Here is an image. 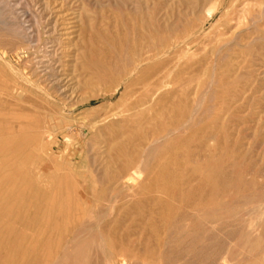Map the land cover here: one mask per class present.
<instances>
[{
  "label": "rangeland",
  "instance_id": "rangeland-1",
  "mask_svg": "<svg viewBox=\"0 0 264 264\" xmlns=\"http://www.w3.org/2000/svg\"><path fill=\"white\" fill-rule=\"evenodd\" d=\"M131 1H129V0H20V1L19 0H0V62H1L0 66L3 68V69H0V79H1V81L4 79V81H2V82L0 81V83L2 85L0 87V106L2 105V107H0V111H2V112H0V115L2 114L0 116V122H1L0 123V141H3L7 137V139L5 140L6 142L4 141V143L1 142L2 145L0 144V150H1V152H0V237L2 238V239L0 238V264H29V263L30 264H40L41 262L43 264H48V263L53 264V262H55L56 264L57 263L58 264H62V263L63 264H84V263L85 264H92V263L93 264H100V263L101 264H123L124 261H125V264H138V262L140 264H162V263L163 264H221V263L222 264H228V263H230V264H253V263L254 264H264V258H262V257H264V253H263V255L261 253L264 251V247H263L264 246V232H263L264 231V217H263L264 207H262V205L264 204V109H263L264 108V27H263L264 24L261 23L262 26H261V28H259L260 30L259 29L253 30L254 28H250L249 27L250 23H247L249 20L243 18V16L245 15L243 8H244V6H246L247 2L241 1L240 3H238V5H240V4L241 5L240 6L237 5L239 8L238 7H234V8L232 7L233 8L232 9L231 6H229V5L231 4V2L233 0H222V6L220 7V10L212 18L208 17L207 19H204V17L206 18V14L204 13V15H203V12H206L208 6L212 5L215 0H205L204 2H202L203 7L201 10V12H202L201 14H202L203 19H204L202 21V25L204 28L203 33H201V35L199 34V36H197V38H196V36H194L196 38V40H195V38H193V35L190 36V45L191 46H189L190 51L187 53L189 55L181 56L182 58L179 60V65L175 69V73L179 70V72L180 71L182 72L181 73L182 76H184L185 78L186 77L188 78L187 80L182 78L183 82H180V84L177 83L179 85H181L183 83L182 89L184 87L185 88L187 87V89H186L187 91L184 90L185 91V93H184V91H182L181 89L176 88L179 85L176 86L177 84L175 82H172V84L169 83L168 86H166L165 88L163 87L162 89H160L157 92L156 97H155V101L153 102V105L155 106L158 102H160L161 100H164V102L161 101L163 103V105H159V106L156 105L159 108H156V107L154 108V111H155V109H157L156 111H160L164 107L165 108L166 107L168 108V106L170 107V104L172 106V103L179 102L180 100H182V101L185 100L186 99L185 95H187V93L192 91L191 93H189L190 96L187 95V99L184 101L186 104L188 103L187 107L191 108V110H190V108L188 109L189 110L188 115H190V116L187 115L188 119L186 121V123L187 122H189V123H188V125L185 124L184 127L182 126L181 129H180V127H177V129H175V133L173 132L176 136H173V133H172V135L168 134V131L166 129L158 130L157 133L154 135V139H152V141H149V142L145 141L144 142V148L143 147L138 148V150H139L138 153H140L142 155V158H143L144 162L146 163V164L144 163V168H145L144 170H146V168L148 167L146 172L144 171L141 178H132L130 175H126L124 178L119 179L118 176H116L117 175L116 172H117V170H119L121 168L120 166H122V164H123V158L118 156L116 151L113 150L114 145H115L114 140L126 139V136L128 137L130 135V133L133 132L134 129L132 127L130 130L131 132L129 130H127V131H129V132H126L127 134L123 132V129L125 128V131H126V129H128V127H131L129 125L132 123V121H137V118H138V121L139 120H145L146 118L149 117V114L145 113V114L136 115L133 117L134 118L133 120H128V121H127V119H124L121 116H116L115 118L112 117V118L108 119L109 121L108 120L107 121L102 120L103 115L107 111V107H109V105H116L117 103H119L120 100H122V97L127 93L125 90L126 86H127L126 84H121L119 87H116V82H114L115 80L113 81V79L112 80L109 79L113 82L112 83L109 80L104 81V80H101V78H100V71H101L100 67L103 64V61L105 62L106 59L109 57V50L107 47V43L110 41L109 39L112 38L111 37L112 34L114 37L118 36V35H120V33L126 32L125 30H128L131 26L136 25L138 27V26H140V24H142L144 26V23L148 22L149 20H151L156 25L159 35L166 36L169 34L168 32H170V30L173 27L172 25L175 22L182 21V19L184 20L185 18L189 17V15L192 13V11H190L191 7H189V6L192 3H188V2H193L195 0H193V1L192 0H179V2H177L178 0L177 1L176 0H172V1L171 0L170 1L169 0H140V1L139 0H131ZM1 2L4 3L5 7L2 5L3 3H1ZM5 2H6V4H5ZM47 2H49V3H47ZM139 2H141V3H139ZM175 2H177V3H175ZM181 2L182 3L184 2L183 5L181 4ZM142 3L145 5H143ZM152 3H154V4L152 5ZM248 3H249V5H252L253 2L251 1ZM205 4L208 6H205ZM179 5L181 7H179ZM44 6H46V7H44ZM142 6H144V7H142ZM175 6H176V8H175ZM183 6H185L186 8ZM3 7H4V9H3ZM148 7H149V9H148ZM46 9H47L48 13L44 12V10L46 11ZM226 9H227V11H228V9L230 10L229 14L225 13ZM135 10L137 11V13ZM49 11H52L51 12L52 15L49 13ZM138 12H141L142 14L138 13ZM187 12L189 13L188 16H186ZM177 13L179 14V16ZM232 13H233V15H232ZM182 14H184L183 15L184 18L182 17ZM230 15H232V16L229 17ZM128 16H130V17H128ZM233 16L236 19H234ZM136 17L138 20L136 19ZM238 17L240 18V20ZM176 18H177V20H176ZM231 19L233 22L231 21ZM134 20H136L137 22L139 21L138 24L139 23L140 24L139 25L136 24L137 22ZM205 20H207V21H205ZM236 21H238L239 24ZM48 22L52 25L48 26ZM171 22H172V24L169 25V23H171ZM18 23L25 29L27 36L20 35L19 33L16 32V28L18 27ZM240 23H241V25H240ZM121 24H122V26H121ZM228 24H229V26H227ZM53 25L54 26L56 25L55 27L57 29V33L50 34L52 31L49 28ZM142 25L140 26V28L138 27L140 30H141ZM239 25L241 27H239ZM35 26H38V28H40V32H41V39L38 42L36 41V39L34 37L35 33L33 30H35ZM57 26H58V28H57ZM159 26H161V27H159ZM221 26H223V27H221ZM216 27H219V28H217V31L215 32ZM246 27H248V28H246ZM234 28H236V29H234ZM248 30H250V31H248ZM251 30H252V32H251ZM222 32L223 33L225 32L224 34H226V35H222L223 34ZM15 33H17V34H15ZM116 33H117V35H116ZM163 33H165V34H163ZM218 34H220V36ZM258 37H259V39H258ZM22 38H24V39H22ZM31 38H33L32 40L35 42H32ZM208 38H210L211 40L210 39L208 40ZM214 38H216V40ZM96 39L98 42L96 41ZM243 39H245V40L243 41ZM248 39H250V40H248ZM23 40H25V41L23 42ZM51 41H53V43H51ZM191 41H193V42L195 41L194 44ZM211 41H212V43H211ZM229 41H230V43H228ZM101 42L103 43V45L101 44ZM207 44H209L210 46L209 45L206 46ZM227 44H229V45H227ZM223 46H225V48ZM98 49L100 50L101 53L98 52L99 51ZM146 49H147L146 50L147 52L144 54V57H145V55L148 57H151V56H155L158 54L157 58L159 57V59H161V60L167 59L168 57H170L171 53L173 52V49H166V48L164 49L162 47H158V48L154 49L155 51L153 50V48L152 49L149 48L150 49L149 50L147 47ZM152 50L155 53H153ZM165 50H168V52L165 55H161V57H160L159 52L165 51ZM169 50H170V52H169ZM96 51H97V53H96ZM199 51H200V53H199ZM218 51L220 54L218 53ZM210 52L212 53V55H210L211 54ZM207 53L208 54L210 53V54L207 55ZM99 54H101V55H99ZM202 54H205L207 56V58L205 55H203L205 58H201V57H203ZM62 55H63V57H62ZM191 55H192V58L195 57L194 58L195 60H199V61H200V59L206 60L205 64H204V60H201L202 61L201 63H203L206 66H204L200 63V67H199L198 66L199 62L197 63L198 64L197 65L196 62L193 61L194 59L191 60L192 59ZM186 56L189 57V60L187 59L188 57L186 58ZM157 58H155L156 60L153 59L154 63H155V61L157 62L159 60ZM184 58H186V59H184ZM208 58H209V60H208ZM39 60L42 62H40ZM161 60H159V61H161ZM185 60H186V62H189V64L187 63V65H186ZM47 63H49V64H47ZM182 63L184 64L183 66H182ZM194 64H196L197 66L196 65L192 66ZM2 65H4V66H2ZM201 65L203 66V69H202ZM212 65H213V67H212ZM190 66H192V70L194 68L195 69L192 71L190 69L191 68ZM9 67H11V69H9ZM196 68L199 71H197ZM9 70H11V71H9ZM235 70L237 71V73H235L236 72ZM206 71H208V72L206 73ZM21 72H22V74L20 76V74H18V73H21ZM184 72H186V74ZM192 72H195V74ZM198 72L199 73L201 72V75ZM196 73H198V75H200V76H197ZM13 74L15 75V77ZM25 74L27 76H25ZM187 74H189L190 76L188 77ZM193 74H194V76H193ZM204 74H206V76ZM212 74L215 77L212 76ZM4 75H5V77H3ZM202 75L204 77H202ZM210 75H211V77H213V80H210V79H212L211 77L209 79ZM11 76L16 78L18 81ZM22 76H24V77H22ZM243 76H244V78H243ZM25 77H27V78L25 79ZM189 78L192 80H190ZM198 78H201V80L199 79L200 80L199 81ZM206 78L209 82L206 80ZM28 79H31V80H28ZM203 79H205V80H203ZM27 80H28V82L26 83ZM32 80H33V82H32ZM190 81H192L194 83V85L195 86L197 85V86L195 88L192 87L191 85H193V84H190V83H192ZM205 81L207 82V84ZM213 81L215 83H213ZM6 82H8V83H6ZM36 82L38 83V86L36 85L37 84ZM28 83H30V84H28ZM204 83L206 84L205 86H204ZM7 84H9V86H6V88L7 87H9V88H7V90H6V88L3 89V86L7 85ZM16 85H19L18 90L16 88L17 87ZM24 85H26V86H24ZM33 85H35L36 87H39V88H42V87H44V88L40 89V91H39V89L36 87L34 88ZM169 85H170V87H169ZM202 85L205 87L204 89H203ZM207 85H209V88L207 87ZM200 86L202 87V89L199 92V88H201ZM210 86H211V89H210ZM14 87H15L16 91H15ZM20 87H22V88H20ZM173 87H175L176 89ZM188 87H189V90H188ZM206 87L208 90H206ZM171 88H173L174 90ZM10 89H12V90H10ZM23 89H26V90H28V89L34 90L35 89V91L39 92V94L43 93V91H44L43 94H45L47 92L45 94V97L48 98L50 101H54V100L57 101L58 100L60 103L62 102L61 105L65 102L66 103L62 105L61 115H58L57 117L53 116V118L49 117L46 119L45 128L48 127V129H45L46 132L44 131L45 133H42L40 135V141H38L37 144L34 141H30V138H31V136H30V138L28 140H24L23 142H21L22 144H19L20 147L18 145L16 148H14L16 137L20 138L24 134L19 133V132L16 133L17 131L22 132L21 129L19 128V126L15 125L17 123H15V122L10 123V121L12 122L13 118L8 117V116L13 117L12 111H14L12 109L8 110V107L11 108L10 107L11 99L14 100V101H12L11 105L14 104L16 97H20L22 99L20 101V102H22L21 107H18V109L24 108L25 106H29V103L26 102L27 100L28 101L32 100L31 101L32 103H34L36 101L41 102V99L38 98L36 95L34 96L33 93H32L33 94L32 95L31 93H29L30 91H26L28 93H26V92L24 93ZM114 89H116V90H114ZM194 89H196V90H194ZM241 89H243V90H241ZM13 90H14L15 94H13ZM41 90H42V92H41ZM170 90L172 91V94H174L173 91L177 90L176 93L178 94V97H177L176 93H175V95L171 96ZM228 90L233 91L231 93V95L228 94ZM237 90H238V93H239V90L241 93L243 91V93L241 95L239 93V95H238V93L236 94ZM246 90H248V91H246ZM253 90H255V91H253ZM222 91H223V93L221 96V95H219V93H221ZM259 91H260V93H259ZM51 92L56 93V95L54 93H51ZM168 92H170V93L168 94ZM183 93L185 95H183ZM192 93L194 95L195 100H193V97L189 98V97H191ZM202 93H204V94H202ZM23 94L25 96H23ZM48 94H50V95H48ZM59 94L61 97L58 96ZM61 94H63V95H61ZM46 95H48V96H46ZM51 95H53L54 97L51 98L50 97ZM65 95H66V97L68 96L67 99H66ZM197 95L198 96L200 95L201 97L200 96L197 97ZM203 95H204V98H202ZM232 95L233 96L238 95V96H234V100H233ZM26 96H28V97L26 98ZM97 96H98V98H96ZM101 96H103V97H101ZM161 96H164V98H166V99H164ZM174 96L177 98H172ZM216 96H217V98H216ZM40 97H41V95H40ZM159 97H160V100H158ZM169 97H171V98L169 99ZM209 97H211L212 99H210ZM86 98H92V99L90 101L84 103L83 100ZM248 98H250V102H249ZM33 99H34V101H33ZM60 99H61V101H60ZM63 99L66 101H64ZM168 99H169V101H167ZM203 99H205V101ZM219 99L222 100L223 102L222 101L220 102ZM245 99H248V100H245ZM172 100H174V101L170 102ZM190 100L192 101V103ZM211 100H215V101H211ZM224 100H226V103L228 101V103L226 104ZM128 101H129V99L127 98V96H125L124 102H128ZM189 101L193 106L189 105L190 104ZM199 101H201V102H199ZM209 101H211L210 105L211 106L213 105L214 107L213 106L210 107V105H208ZM68 102H70V103H68ZM165 102H166V104H164ZM206 102H207L208 106L206 105ZM229 102L231 104H229ZM162 103H158V104H162ZM196 103H198V104H196ZM26 104H28V105H26ZM204 104H205V106H204ZM248 104H249V107H247ZM99 105L100 106L103 105V106L100 107ZM164 105H166V106H164ZM194 105H197V106H195V108H194ZM224 105H226V106H224ZM231 106L233 107V109L231 108L232 110L229 108ZM93 107H100V108H98V111L96 112V115L94 116V118H90L87 114L90 113L89 110H91ZM160 107H161V109H160ZM192 108L194 111L192 110ZM198 109L201 111H199ZM10 110H12V111H10ZM29 110H30L29 112H31L30 113L31 115L39 112L38 116H41L42 113H44L42 110H37V112L33 111L34 109H31V108ZM227 110L229 111V113ZM154 111L151 112L152 114L150 113V115L154 114L156 117V121H159L160 124H164L165 128H167L168 126H167L166 121H168V114H167L168 112L167 113L164 112L163 114L160 113L161 115H158V113H156V111L155 112ZM190 111L193 112L194 117L196 115L195 118L193 117V115L191 114ZM32 112H34V113H32ZM203 112H205V113H203ZM225 112H227L228 114H225ZM5 113H6V115L8 114L7 117H6ZM3 114L5 116H3ZM9 114H11V115H9ZM87 116L89 119L85 120L87 118ZM96 116L101 117V118H97ZM144 116H146V117H144ZM162 116L165 119L162 118ZM83 117H85V119H83ZM218 117H220V118H218ZM199 118H200V120H199ZM217 119H219L221 121L220 122L216 121ZM90 121H92L93 124H91ZM97 121L100 124H98ZM125 121L127 124L129 122L128 126H126L127 124L125 123ZM156 121L148 123L146 125V128H148V130L152 131L154 128L153 126H155L154 122H156ZM95 122H96V124L94 125ZM159 122H157V123L159 124ZM217 123L218 124L220 123L219 126L220 125H223V126L217 127L218 126ZM97 124H98V126H97ZM149 124L150 125L153 124V126H150ZM210 124H212L213 126L211 125V127H210L209 126ZM123 125H125V127ZM205 125H206V127H205ZM121 126H123L124 128ZM151 127H153V128H151ZM216 127L219 129H217ZM121 128H123V129H121ZM18 129H20V130H18ZM178 129H180V130H178ZM47 130H48V132H47ZM203 130H204V132H203ZM197 131H199L198 134H196ZM216 131H219V132L216 133ZM208 132L213 133L212 135L209 134L213 139L210 138L209 135H207ZM220 132L222 134H220ZM11 133H13V134H11ZM161 133L164 135V137H163V135L159 136V134H161ZM200 133H201V137L199 139ZM215 133H216V135H214ZM224 133H225V135H224ZM124 134H125V136H124ZM202 134H203V136H202ZM43 135H44V137H42ZM213 135L216 137V139L214 138ZM204 136H208V137H204ZM223 136L225 137V140L222 139V138H224ZM13 137L15 138V139H12L14 141H12L11 139H10V141L8 140V138H13ZM173 138H174V140H173ZM158 139H160V140L157 141L158 142L157 143L156 140H158ZM185 139L187 140V142L185 141L186 144L184 143L185 144L184 145L182 140L184 141ZM188 139H191V140H188ZM209 139L211 142L208 141ZM221 139L223 141H225L224 144L222 143L223 141ZM228 139H229V141L227 142ZM171 140H172V142H171ZM196 140L200 143H197ZM199 140H202L203 142H201ZM204 140L206 143L204 142ZM213 140L214 141L216 140L215 143ZM7 141H9V142H7ZM99 141H100V143H99ZM168 142H169V144H168ZM233 142H235V144ZM160 143H162V144H160ZM194 143L197 145H195ZM9 144L11 146H13L12 148H11V146L9 147L10 150L7 149ZM179 144H181V148H180ZM201 144L203 145V146H201L202 150L204 148L206 150L200 151L201 147L197 148ZM222 144H223V147L221 146ZM5 145H6V148H5ZM152 145H153V147H152ZM182 145L186 149L184 148L182 150V148H183ZM204 145L206 147H204ZM233 145L236 147H234ZM40 146H41V148H40ZM169 146H171V147L173 146L174 148L173 147L170 148ZM147 147H148V149H147ZM154 148L157 150L155 151ZM219 148H221L223 150H221ZM22 150H24V152ZM172 150H176V152H173ZM186 150H187V152H186ZM209 150H210V152H209ZM220 150L222 153L221 152L218 153ZM166 151L169 152V154ZM170 151H172L171 157H170V153H171ZM183 151H185L187 154ZM213 151H215V152H213ZM228 151H231V152L228 153ZM7 152H9V153H7ZM28 152H29V157H25V156H28L27 155ZM182 152L185 154H183ZM1 153H4V154H1ZM216 153L219 156H216L215 155ZM231 153H232L233 157H232ZM193 154H195V155L192 156ZM200 154H202V155L200 156ZM204 154H207V155H204ZM165 155L169 156V159L167 156L165 157ZM172 155H174V156L176 155V156L172 157ZM236 155H238V156H236ZM239 155L242 157V159ZM146 156H148V157H146ZM181 156H183L184 158ZM225 156H226V158H229V159L233 158V159H231V160L226 159V160H228V161H226ZM234 157H236L237 159ZM194 158L196 160H194ZM172 159H173V161L171 163ZM234 159H235V161H234ZM111 160H113L115 162H113ZM193 160L196 163V165L193 162ZM215 160H217V161H215ZM116 161H118V162H116ZM163 161H165V162H163ZM229 161H231V162H229ZM219 162H220V164L222 163L223 165L226 162H228V163H226V167L228 166L227 164L230 163L229 164L230 166H228V168L230 167L229 172H227L228 169H226V168L222 169V167H225V165L223 166L221 164L222 167H221V165L217 166V164H219ZM233 163H234V166H232ZM164 164H166V165H164ZM171 164H173V165L171 166ZM179 164H181V165H179ZM201 165H203V167ZM183 166H185L186 169H184ZM208 166H210V167H208ZM216 166H217V169H216ZM181 167H183V168H181ZM117 168H119V169H117ZM167 168H171V169L174 168L173 170H177V171H175V175H173V176L170 175L171 176L170 177L169 174L166 172ZM180 168L184 169V170H182V172H181L179 170ZM17 169H19V171L21 169V171H23V172L19 173V171ZM110 169H112L113 171H110ZM221 169L223 171H221ZM231 169H233V170H231ZM191 170L193 172H191ZM224 170H225V172H224ZM151 171H154V172H151ZM179 171H180V174L182 176L179 173H177ZM186 171L188 173L190 172L189 173L190 176H188V173ZM12 172H14V173L18 172L16 175L19 179H17V177H14V173H12ZM149 173L150 174L153 173V174H151V176H150ZM218 173H220V174H218ZM226 173L228 174V176ZM229 173L230 174L233 173L232 175L234 177L233 176L231 177V175H229ZM5 174H7V175H5ZM67 175H69V177ZM102 175H103V177H102ZM258 175H260V176H258ZM52 176H53V178H52ZM155 176H157V177H155ZM184 176H186V177H184ZM111 177H113V178H111ZM151 177H153V179H155V181H152L153 179ZM180 177H182L184 180L182 182V184H181L182 178H180ZM156 178H157V180H156ZM193 178L195 179L196 182H193V180H194ZM109 179H111V182ZM160 179H163V180H160ZM244 179H245V182H243ZM71 180L72 181L75 180V181L72 182ZM65 181H66V183H65ZM163 181H165V182H163ZM215 181H218V183H216ZM67 182L69 184H71L70 187L73 186L72 187L73 190L71 192H70V190H71L70 187H66V186H68ZM75 182H76L77 186L74 185ZM114 182H116V183H114ZM148 182H149V184H148ZM162 182H163V184L167 182L168 184L166 183L164 185H168V187L170 189L167 188V186H163ZM173 182H174V184H173ZM222 182H224V183L222 184ZM47 183H49V184H47ZM108 183H110V184H108ZM187 183H189L190 185L192 184L191 185V187L193 186L192 191H191V187L190 188L188 187L189 190L187 188L185 190V186ZM212 183H213V186H211ZM239 183H240V185H239ZM65 184H66V186H65ZM154 184H156V185L154 186ZM183 184H185V186ZM189 184H187V186H189ZM199 184L203 187L202 189H201V186ZM233 184L234 185L236 184V186L233 187L234 186ZM111 185H112V187H111ZM125 185H126V187H125ZM182 185L184 186V188H182L183 187ZM253 185H255V187ZM156 186L159 188V190H158V188H154V190H153V187H156ZM207 186H208V188H207ZM242 186L245 188H243ZM84 187H86V188H84ZM113 187H114V190H113ZM196 187L199 190L200 189L201 190L198 191V189H196ZM209 187H211L213 189H211ZM237 187H238V189H236ZM25 188H27V189H25ZM64 188L65 189L69 188V189L65 190ZM75 188H77V189L74 190ZM148 188H150L149 189L150 191H147ZM162 188H164V192H165V194H163V196H161L162 195L161 192L163 191ZM8 189H9V191H8ZM124 189L125 190L127 189V190L125 191ZM204 189H206L207 192ZM239 189H240V191H239ZM155 190H156L155 193L151 192V191L154 192ZM160 190H161V192H160ZM196 190L198 192L195 193ZM61 191L62 192L64 191V192L62 193ZM68 191L70 193H68ZM75 191H76V193H75ZM144 191H145V193H144ZM146 191H147V193H146ZM188 191L189 192L191 191L193 193L192 195L195 196L196 199L200 198L199 196H202L203 194H204V196H202L199 200H196L191 195L190 197L192 199L196 200V202H194V200L193 201H192V199L190 200V197L188 196V194H189ZM77 192H79V193L77 194ZM92 192H94V193H92ZM128 192H130V193L132 192V193L128 194ZM141 192L143 194H141ZM148 192H150V193H148ZM199 192H201V193L204 192V193L201 195ZM64 193L66 196L70 194L69 195L70 196L69 197L70 204L68 203V201H66L67 198L64 195ZM179 193H180V197H179ZM197 193H199L200 195ZM73 194H75V195H73ZM92 194L93 195L95 194V195L93 196ZM132 194H133V196H132ZM137 194L139 196H137ZM166 194H167V196H166ZM183 194L186 195L185 198L183 197L184 196ZM194 194H196L198 196H196ZM76 195H78L80 197V199ZM85 195H86V197H85ZM124 195H126V196H124ZM149 195H151L153 197L151 198V196H150V198H149L148 197ZM155 195L157 197H155ZM174 195H176L177 197L176 196L174 197ZM64 196L66 199L64 198ZM74 196H76V197H74ZM81 196H82V198H81ZM98 196H100V197H98ZM144 196H146V198H144ZM160 196H161V198H159ZM164 196L166 197V200H164L165 199V198H163ZM171 196H173V197H171ZM110 197H111V199H109ZM187 197H188V199H186ZM75 198H78L79 200L76 202V201H74V200H77ZM94 198L98 199V201H96ZM153 198H155V199L153 200ZM203 198H205V199H203ZM84 199H85V201H84ZM107 199L110 201H108ZM137 199L138 200L141 199V200L138 201ZM177 199H179V201ZM12 200L14 201V203ZM88 200L90 201V203ZM150 200H151V203L148 202ZM181 200H183V202ZM203 200H205V201H203ZM120 201H121V203H120ZM124 201L126 202V204L124 203ZM134 201L135 202L137 201V202L133 203ZM169 201H178L179 203L181 202L182 206H181V204H178V206L177 205L175 206V204L177 202H174V203L170 202L169 203ZM186 201H188L192 205ZM74 202H75V204H74L75 206L73 205ZM122 202L124 204V208H122L123 207ZM138 202H140V203H138ZM159 202L163 204V207L161 204H158ZM164 202H165V204H164ZM102 203L104 206L102 205ZM129 203H130V205H128ZM154 203L157 206L154 205ZM183 203H184V205L186 204L185 205L186 207L183 205ZM58 204L64 206L63 209L65 212V215H64L65 218H68V217L73 218L72 219L73 223H71L69 221L70 220L69 218H68L69 220L68 219L66 220L65 218H64V220L63 219L60 220L58 218L57 212L60 209L59 207H61L60 205L58 206ZM146 204H148V205H146ZM149 204L154 205L156 208L155 207L153 208V206L150 207ZM172 204H174L173 205L174 208L171 207ZM225 204L227 205V207ZM66 205L68 206V208ZM71 205L73 207H71ZM110 205L111 206L113 205V206L111 207ZM125 205L128 207L131 206L130 209L128 207H125ZM187 205L188 206L191 205V206L187 207ZM193 205L195 206L194 208H192ZM117 206L120 209H118ZM214 206H216V207H214ZM218 206L219 207L221 206V209ZM113 207H116L117 209L113 208ZM139 207L141 208V210H143V212L140 210ZM145 207L147 208V210ZM160 207H162V209H159ZM179 207H182V208L184 207V209L179 208ZM225 207H226V209H225ZM261 207L263 209H261ZM78 208H79V210H77ZM82 208H83V210H82ZM109 208L110 209L112 208L114 210V212H112L113 211L112 209L110 212ZM121 208L123 211L121 210ZM132 208L134 210L136 209V211L133 212ZM148 208H150V209L153 208L154 212L152 211L153 209L150 210ZM205 208H207V209H205ZM217 208H219V209H217ZM247 208H249V209H247ZM254 208H256V211ZM115 209L117 211L120 210V213H121V211L123 213L120 214L118 212V214H117V211ZM165 209H166V211H165ZM169 209H171V211ZM172 209L177 210L178 212L174 211ZM188 209H191L190 210L191 212L186 213V211ZM193 209H195V210L193 211ZM125 210L127 212L129 210L130 212L127 213ZM145 210L147 211V213H149V216L151 218L153 217L152 219L157 217V221L162 226L161 225H160L161 227L158 226L159 223L158 224L156 223L157 225L155 226L156 219L151 221L149 219V216L147 215V213H145L146 212ZM71 211H73V212L75 211L74 212L75 215H73L72 214L73 212L71 213ZM108 211L110 213V216L113 218L107 216V215H109ZM137 211L138 212L140 211L139 215L135 214V212H137ZM151 211L153 213H151ZM215 211H217V212H215ZM83 212H85V213H83ZM203 212H204V214H203ZM256 212H259V213L257 214ZM261 212H263V213H261ZM106 213H108V214H106ZM112 213H114V215ZM125 213H126L127 217L124 215ZM133 213L135 216L137 215L139 219H137L136 218L137 216L135 217L133 215ZM162 213L169 214V215H165ZM185 213H186V215L184 216ZM116 214L119 218L115 216ZM129 214L131 216L133 215L134 217L133 216L130 217ZM187 214H188V216H187ZM122 215H124L123 219L127 220L126 222H125V220L120 219V217H122ZM128 215H129V217H128ZM141 215L143 216V218L140 217ZM154 215L156 217H154ZM53 216H54V218H53ZM87 216H88V218L86 219ZM105 216L107 217L106 220H105V218H106ZM226 216L229 218H227ZM233 216H235V217H233ZM146 217L152 223L154 222V225L151 222H148L149 220L146 221L147 220ZM43 218H45L46 221L43 220ZM79 218H80V222H78ZM128 218H130V219H128ZM210 218H212V219H210ZM47 219H49V220H47ZM56 219H58L60 221H58ZM118 219H120L121 222ZM233 219H234V221H233ZM114 220L117 222H115ZM103 221H105V222L103 223ZM144 221H145V223H143ZM257 221L259 222V224L257 223ZM48 222H49V224H48ZM69 222H70V224H69ZM75 222L78 223L79 225L76 224ZM59 223H61V224H59ZM83 223L86 225H84ZM116 223L117 224L120 223L121 225L124 224L126 226V227H124V225H123L121 227V228L124 227L122 233H121L122 229L119 227V229H121L119 231V229L117 228L119 224L115 225ZM75 224L77 226L76 227L77 229L74 227ZM80 224L82 225L81 227H80ZM107 224H110V227H109V225L107 227V229L109 231H107V229L105 227V226H107ZM111 224H112V229H111ZM47 225L49 226V228L46 227ZM61 225H63V226H61ZM121 225H119V226H121ZM142 225H144V226H142ZM91 226L94 228H92ZM145 226H146V228H148V230H151V232L149 231L150 233L148 231H146L147 230L146 228H142ZM157 226L159 227V229L156 228ZM237 226H239V227H237ZM79 227H80V229H79ZM152 227L156 228V232H155V230H153L154 228H152ZM244 228H245V230H244ZM40 229H41V232H39ZM115 229L118 231H115ZM61 231H62V233H61ZM112 231L114 233H112ZM19 232L21 235L19 234ZM42 232H43V234H42ZM45 232H47L48 234L46 235ZM124 232H125V234H124ZM126 232H130V233L128 234ZM152 232H153V234H151ZM59 233L62 234L61 238H60ZM109 233H110V235H109ZM115 233H117V235ZM148 233L151 235H148L150 238L148 237V240H147L146 237H147ZM49 234H51V235H49ZM122 234L123 235L127 234V235H129V237L126 236L127 238H125V236H123ZM154 234H155V236H154ZM18 235H20L19 238L17 237ZM24 235H26V236H24ZM119 235L121 237H119L117 239V236H119ZM49 236H50V238H48ZM25 237H26V239H25ZM64 237H66V238H64ZM74 237L76 239H74ZM109 237L113 238V240L110 239V242L112 241L111 243L110 242L108 243ZM152 237H154L152 239L153 241L151 240ZM67 238H69V239L67 240ZM104 238L106 240H104ZM39 239H41V240H39ZM50 239L53 240V242ZM72 239H74V240H72ZM119 239H121V240L123 239L122 240L123 242ZM49 240H50V242H49ZM64 240H66V241H64ZM70 241H72L71 244L69 243ZM119 241H121V242L119 243ZM146 241H147V244L145 246ZM10 242L11 243L13 242V244H11ZM50 243H52V244H50ZM126 243H127V246H126ZM129 243H130V245H129ZM141 243H142V245H141ZM48 244H50V245L48 246ZM107 244H109L110 247H108L109 245H107ZM45 245L47 246L46 248H48V249L45 248ZM151 245L153 247H155V249ZM246 245L249 248L247 247V249H246ZM35 246H36V248H35ZM58 246H59V248H58ZM104 246H105V248H104ZM66 247L68 249L64 250V249H66ZM135 247L137 250L135 249ZM138 248L140 249V254H139ZM44 249H46V250H44ZM50 249H53V250L50 251ZM40 253H43V254H40ZM145 253H146V255H144ZM253 254H255V255L252 256ZM141 255H142V257H141ZM247 255H249V256H247ZM259 255H262V256H259ZM52 256L54 257V259ZM115 256L117 259L115 258ZM127 256H128V258H127ZM36 257H38V258H36ZM60 257H62V258H60ZM111 258H112V260H111ZM159 258H161V259H159ZM48 259H49V261H48ZM124 259H126L127 262ZM128 259H130V260H128ZM245 259H246L247 263L245 262ZM119 260H121V261H119ZM133 260H134V262H133ZM160 260L162 263L160 262ZM260 260H262V261H260ZM136 261H138V262H136ZM117 262H119V263H117ZM120 262H123V263H120Z\"/></svg>",
  "mask_w": 264,
  "mask_h": 264
},
{
  "label": "bare ground",
  "instance_id": "bare-ground-1",
  "mask_svg": "<svg viewBox=\"0 0 264 264\" xmlns=\"http://www.w3.org/2000/svg\"><path fill=\"white\" fill-rule=\"evenodd\" d=\"M20 1V0H19ZM129 1H131V0H129ZM140 1V0H139ZM170 1V0H169ZM172 1V0H171ZM177 1V0H176ZM193 1V0H192ZM205 0H195V1H193V2H188V3H192V4H190V6L189 7H191V10L190 11H192V13L189 15V13L187 12V15L186 16H188L189 15V17H187V18H185L184 20L182 19V21H177V22H175L172 26V29L170 30V32H168L169 34L168 35H166V36H162V35H159V33H158V31H157V27H156V25L151 21V20H149L148 22H145L144 23V26L142 25V24H140V26L142 25V27H141V30L139 29L140 28V26H136V25H134V26H131L128 30H125L126 32H124V33H120V35H118V36H113V34H112V38L111 39H109L110 41L107 43V47H108V50H109V57L106 59V61L104 62L103 61V64L101 65V71H100V78H101V80H109V79H113V81L114 82H116V87H119L121 84H126L127 86H126V94L122 97V100H120V102L119 103H117L116 105H109V107H107V111H106V113L103 115V118H102V120L103 121H107L108 119H110V118H115L116 116H121L122 118H124V119H127V121L128 120H133L134 118V116H136V115H140V114H145V113H148L149 114V117L148 118H146L145 120H139L138 121V118H137V121H132V125L130 124L129 126H131V127H128V129H126V131H125V125H123V126H121V127H123V128H121V129H123V132L124 133H126V132H129L130 130H131V128L133 127V132H131L130 133V135L127 137L126 136V139H123V140H118L117 138V140H114V142H115V145H114V149L113 150H115L116 151V153L118 154V156H120V157H122L123 158V164H122V166H120L121 168L119 169V168H117V169H119V170H117V172H116V176H118V178L120 179V178H124L126 175H130L132 178H141V176H142V174L144 173V171L146 172V170L148 169V167L146 168V170H144L145 168H144V160H143V158H142V155L140 154V153H138V148H141V147H143L144 148V142L146 141V142H149V141H152V139H154V135L157 133V131L158 130H164V129H166L167 131H168V134H170V135H172V133L174 132L175 133V129H177V127H180V129L182 128V126L184 127L185 126V124H187L188 125V123L189 122H187L186 123V121H187V117L188 116H190V115H188L189 114V108L187 107V104L184 102L186 99H187V95H189V93H191L192 91H190L189 93H187V95H185L184 93H185V91L184 90H186L187 89V87L184 89H182V87H183V83L181 84V85H179L180 84V82H183L182 80L183 79H185V80H187L188 78L186 77H184V76H182V72L180 71L179 72V70L175 73V69L178 67V65H179V60L182 58L181 56H185V55H189V54H187L189 51H190V49H189V46H191L190 45V36L191 35H193V38H195L194 36H196V38H197V36H199V34L201 35V33H203V30H204V28H203V25H202V21L204 20V19H207L208 17L209 18H212L219 10H220V7L222 6V0H215L214 1V3L212 4V5H210V6H208V5H206L205 4V6H208V8H207V10H206V12H203V15H204V13L206 14V18L204 17V19H203V16H202V12H201V10H202V2H204ZM241 1H244V2H247L246 3V6H244V8H243V11H244V13H245V15L243 16V18L244 19H248L246 22L247 23H250V28H254L253 30H258L259 28H261V23H263L264 24V0H233L232 2H231V4L229 5V6H231V8L233 7H238V6H240V5H238V3H240ZM253 2L252 3V5H249V3L248 2ZM11 2V1H10ZM132 2V1H131ZM147 2V1H146ZM155 2V1H154ZM177 2H179V0L177 1ZM177 2H175V3H177ZM1 3H3V2H1ZM9 3V2H8ZM47 3H49V2H47ZM139 3H141V2H139ZM144 3V2H143ZM142 3V4H143ZM184 3V2H183ZM183 3L181 2V4L183 5ZM186 3V2H185ZM5 4H6V2H5ZM134 4V3H133ZM141 4V5H142ZM150 4V3H149ZM154 3H152V5H153ZM174 4V3H173ZM3 6H4V3L2 4ZM49 5V4H48ZM47 5V6H48ZM52 5V4H51ZM143 5H145V4H143ZM151 5V6H152ZM238 5V6H237ZM244 5V4H243ZM90 6V5H89ZM187 6V5H186ZM228 6V7H229ZM5 7V6H4ZM4 7H3V9H4ZM44 7H46V6H44ZM142 7H144V6H142ZM178 7V6H177ZM179 7H181L180 5H179ZM183 7H185V6H183ZM175 8H176V6H175ZM186 8V7H185ZM184 8V9H185ZM232 8V9H233ZM239 8V7H238ZM45 9V8H44ZM139 9V8H138ZM144 9V8H143ZM142 9V10H143ZM148 9H149V7H148ZM231 9V10H232ZM2 10V9H1ZM16 10V9H15ZM140 10V9H139ZM153 10V9H152ZM176 10V9H175ZM236 10V9H235ZM240 10V9H239ZM11 11V10H10ZM136 11V10H135ZM141 11V10H140ZM185 11V10H184ZM189 11V12H190ZM229 9H228V11H227V9H226V12L225 13H227V14H229ZM233 11V10H232ZM44 12H47V9H46V11L44 10ZM51 12L52 11H49V13L51 14ZM126 12V11H125ZM238 12V11H237ZM236 12V13H237ZM240 12V11H239ZM48 13V12H47ZM119 13V12H118ZM136 13H137V11H136ZM138 13H141V12H138ZM144 13V12H143ZM148 13V12H147ZM235 13V14H236ZM242 13V12H241ZM243 13V14H244ZM142 14V13H141ZM140 14V15H141ZM150 14V13H149ZM178 14V13H177ZM52 15V14H51ZM183 15L184 14H182V17H183ZM232 15H233V13H232ZM232 15H230L229 17H231ZM30 16V15H29ZM54 16V15H53ZM177 16V15H176ZM178 16H179V14H178ZM48 17V16H47ZM50 17V16H49ZM128 17H130V16H128ZM144 17V16H143ZM171 17V16H170ZM173 17V16H172ZM234 17V16H233ZM184 18V17H183ZM223 18V17H222ZM221 18V19H222ZM239 18V17H238ZM46 19V18H45ZM129 19V18H128ZM136 19H137V17H136ZM141 19V18H140ZM143 19V18H142ZM146 19V18H145ZM234 19H236L235 17H234ZM43 20V19H42ZM130 20V19H129ZM138 20V19H137ZM156 20V19H155ZM168 20V19H167ZM176 20H177V18H176ZM180 20V19H179ZM239 20H240V18H239ZM238 20V21H239ZM134 21H136V20H134ZM141 21V20H140ZM205 21H207V20H205ZM229 21V20H228ZM227 21V22H228ZM231 21H232V19H231ZM230 21V22H231ZM235 21V20H234ZM238 21H236L237 23H238ZM51 22V21H50ZM124 22V21H123ZM137 22V21H136ZM139 22V21H138ZM138 22L136 23V24H138ZM174 22V21H173ZM233 22V21H232ZM240 22V21H239ZM244 22V21H243ZM22 23V22H21ZM204 23V22H203ZM245 23V22H244ZM123 24V23H122ZM122 24H121V26H122ZM138 24V25H139ZM170 24H172V22L171 23H169V25ZM234 24V23H233ZM239 24V23H238ZM50 25H52V24H50L49 22H48V26H50ZM61 25V24H60ZM64 25V24H63ZM164 25V24H163ZM240 25H241V23H240ZM239 25V27H241ZM56 26V25H55ZM54 25L53 26H51L49 29L52 31L50 34H54V33H57V29H56V27H55ZM227 26H229V24L227 25ZM233 26V25H232ZM231 26V27H232ZM247 26V25H246ZM13 27V26H12ZM137 27V28H136ZM159 27H161V26H159ZM221 27H223V26H221ZM263 27H264V25H263ZM11 28V27H10ZM57 28H58V26H57ZM123 28V27H122ZM217 28H219V27H216L215 29V32L217 31ZM246 28H248V27H246ZM14 29V28H13ZM117 29V28H116ZM231 29V28H230ZM234 29H236V28H234ZM161 30V29H160ZM159 30V31H160ZM224 30V29H223ZM260 30V29H259ZM34 31V33H35V39H36V41L38 42L40 39H41V32H40V28H38V26H35V30H33ZM222 31V30H221ZM248 31H250V30H248ZM16 32L17 33H19L20 35H23V36H27L26 35V32H25V29L18 23V27L16 28ZM60 32V31H59ZM162 32V31H161ZM167 32V31H166ZM226 32V31H225ZM224 32V33H225ZM234 32V31H233ZM232 32V33H233ZM251 32H252V30H251ZM17 33H15V34H17ZM48 33V32H47ZM62 33V32H61ZM206 33V32H205ZM223 33V32H222ZM222 34V35H226V34ZM227 33V32H226ZM106 34V33H105ZM163 34H165V33H163ZM231 34V33H230ZM101 35V34H100ZM110 35V34H109ZM116 35H117V33H116ZM219 36H220V34H218ZM70 36V35H69ZM16 37V36H15ZM60 37V36H59ZM63 37V36H62ZM65 37V36H64ZM109 37V36H108ZM218 37V36H217ZM256 37V36H255ZM17 38V37H16ZM100 38V37H99ZM196 38H195V40H196ZM261 38V37H260ZM21 39V38H20ZM22 39H24V38H22ZM33 38H31V40H32ZM34 39V40H35ZM98 39V38H97ZM97 39H96V41H97ZM102 39V38H101ZM205 39V38H204ZM210 38H208V40H209ZM215 40H216V38H214ZM234 39V38H233ZM251 39V38H250ZM250 39H248V40H250ZM258 39H259V37H258ZM105 40V39H104ZM207 40V39H206ZM205 40V41H206ZM211 40V39H210ZM238 40V39H237ZM245 39H243V41H244ZM256 40V39H255ZM261 40V39H260ZM25 40H23V42H24ZM32 42H35V41H33L32 40ZM98 42V41H97ZM103 42V41H102ZM101 42V44L103 45V43ZM191 42H193V41H191ZM195 42V41H194ZM194 42H193V44H194ZM210 42V41H209ZM22 43V42H21ZM29 43V42H28ZM51 43H53V41H51ZM63 43V42H62ZM105 43V42H104ZM197 43V42H196ZM202 43V42H201ZM208 43V42H207ZM211 43H212V41H211ZM227 43V42H226ZM228 43H230V41L228 42ZM17 44V43H16ZM27 44V43H26ZM192 44V43H191ZM218 44V43H217ZM91 45V44H90ZM209 44H207L206 46H208ZM214 45V44H213ZM227 45H229V44H227ZM49 46V45H48ZM210 46V45H209ZM219 46V45H218ZM221 46V45H220ZM13 47V46H12ZM31 47V46H30ZM29 47V48H30ZM45 47V46H44ZM43 47V48H44ZM148 47V49L150 48V49H152L153 48V50L154 49H156V48H158V47H162V48H166V49H173V52L171 53V55H170V57H168L167 59H159V57L157 58V56H158V54L157 55H155V56H151V57H148V56H146L145 55V57H144V54L147 52L146 50V48ZM224 48H225V46H223ZM227 47V46H226ZM260 47V46H259ZM213 48V47H212ZM230 48V47H229ZM28 49V48H27ZM32 49V48H31ZM149 49V50H150ZM34 50V49H33ZM36 50V49H35ZM99 50V49H98ZM107 50V51H108ZM148 50V51H149ZM153 50H152V52H153ZM160 50V49H159ZM162 50V49H161ZM58 51V50H57ZM65 51V50H64ZM78 51V50H77ZM155 51V50H154ZM36 52V51H35ZM60 52V51H59ZM98 52H100V50L98 51ZM159 52V51H158ZM168 52V50H165V51H161V52H159V56L161 57V55H165L166 53ZM169 52H170V50H169ZM207 52V51H206ZM237 52V51H236ZM5 53V52H4ZM96 53H97V51H96ZM101 53V52H100ZM153 53H155V52H153ZM199 53H200V51H199ZM211 53V52H210ZM209 53V54H210ZM218 53H219V51H218ZM217 53V54H218ZM36 54V53H35ZM103 54V53H102ZM208 53H207V55H209ZM220 54V53H219ZM90 55V54H89ZM99 55H101V54H99ZM153 55V54H152ZM203 55H205V54H202V56ZM210 55H212V53L210 54ZM169 56V55H168ZM206 56V55H205ZM220 56V55H219ZM40 57V56H39ZM62 57H63V55H62ZM104 57V56H103ZM163 57V56H162ZM188 56H186V58H187ZM43 58V57H42ZM155 58H157V59H159V60H161V61H155V63L153 62L154 60L153 59H155ZM186 58H184V59H186ZM191 58H192V55H191ZM195 57H193L191 60H193ZM201 58H205L204 56L203 57H201ZM206 58H207V56H206ZM217 58V57H216ZM36 59V58H35ZM38 59V58H37ZM88 59V58H87ZM188 60H189V57L187 58ZM200 59V58H199ZM156 60V59H155ZM190 60V61H191ZM201 60H204V59H200V61L199 60H193V61H195L196 62V64L199 62V67H200V63L202 62ZM208 60H209V58H208ZM5 61V60H4ZM13 61V60H12ZM40 61V60H39ZM230 61V60H229ZM40 62H42V61H40ZM100 62V61H99ZM159 62V63H158ZM181 62V61H180ZM192 62V61H191ZM205 62H206V60H204V64H205ZM253 62V61H252ZM1 63V62H0ZM50 63V62H49ZM49 63H47V64H49ZM184 63V62H183ZM182 63V66L184 65ZM185 63H186V65H187V63L189 64V62H186V60H185ZM222 63V62H221ZM240 63V62H239ZM7 64V63H6ZM53 64V63H52ZM196 64H194V65H192V66H195ZM202 65H204L203 63H201ZM185 65V66H186ZM196 65V66H197ZM201 65V67H202V69H203V66ZM260 65V64H259ZM2 66H4V65H2ZM10 66V65H9ZM52 66V65H51ZM192 66H190L191 68V70H192ZM204 66H206V65H204ZM238 66V65H237ZM240 66V65H239ZM1 67V66H0ZM189 67V66H188ZM212 67H213V65H212ZM183 68V67H182ZM187 68V67H186ZM0 69H3L2 67L0 68ZM9 69H11V67H9ZM14 69V68H13ZM195 69V68H194ZM193 69V70H194ZM201 69V68H200ZM201 69V70H202ZM206 69V68H205ZM218 69V68H217ZM7 70V69H6ZM56 70V69H55ZM185 70V69H184ZM187 70V69H186ZM192 70V71H193ZM196 70L197 71H199L197 68H196ZM207 70V69H206ZM209 70V69H208ZM238 70V69H237ZM5 71V70H4ZM9 71H11V70H9ZM96 71V70H95ZM196 71V72H197ZM236 71V70H235ZM239 71V70H238ZM202 72V71H201ZM201 72L199 73L200 75H201ZM208 71H206V73H207ZM251 72V71H250ZM185 74H186V72H184ZM192 73H194L195 74V72H192ZM198 73H196L197 74V76H200V75H198ZM204 73V72H203ZM235 73H237V71L235 72ZM18 74H20V76H21V74H22V72L21 73H18ZM194 74H193V76H194ZM14 75V74H13ZM188 75V77L190 76L189 74H187ZM205 76H206V74H204ZM236 75V74H235ZM8 76V75H7ZM25 76H27L26 74H25ZM38 76V75H37ZM212 76H214L213 74H212ZM3 77H5V75L3 76ZM11 77H13V76H11ZM14 77H15V75H14ZM13 77V78H14ZM22 77H24V76H22ZM51 77V76H50ZM88 77V76H87ZM202 77H204L203 75H202ZM201 77V78H202ZM210 77H211V75L209 76V79H210ZM215 77V76H214ZM27 77H25V79H26ZM56 78V77H55ZM183 78V79H182ZM192 78V77H191ZM195 78V77H194ZM201 78H198V80L200 79L201 80ZM212 79H210V80H213V77H211ZM243 78H244V76H243ZM11 79V78H10ZM14 79H16V78H14ZM21 79V78H20ZM89 79V78H88ZM98 79V78H97ZM190 79V78H189ZM6 80V79H5ZM17 80V79H16ZM24 80V79H23ZM28 80H31V79H28ZM28 80L26 81V83L28 82ZM111 80H109V81H111ZM184 80V81H185ZM190 80H192V79H190ZM199 80V81H200ZM203 80H205V79H203ZM206 80H207V78H206ZM0 81H1V79H0ZM2 81H4V79L2 80ZM1 81V82H2ZM18 81V80H17ZM100 81V80H99ZM208 81V80H207ZM218 81V80H217ZM256 81V80H255ZM30 82V81H29ZM32 82H33V80H32ZM112 82V81H111ZM172 82H175L176 84L177 83H179V84H177L176 86H178V87H176V88H179V89H181L182 91H184V93H183V95H185L186 96V99L185 100H180L179 102H176V103H172V106H171V104H170V107L168 106V108L166 107H164V108H162V110H160V111H156L157 109H155V111H156V113H158V115H161V114H163L164 112H168L167 114H168V121H166V123H167V128H165V125L164 124H160V122L159 121H156V117H155V115L153 114V115H150V113L151 112H153L154 111V108L156 107V108H159V107H157V106H159V105H163V103L161 102V101H163L164 102V100H161L160 102H158V103H162V104H156L155 106L153 105V102L155 101V97H156V94H157V92L160 90V89H162L163 87L165 88L166 86H168V84L169 83H171L172 84ZM190 82H192V81H190ZM189 82V83H190ZM195 82V81H194ZM203 82V81H202ZM206 82V81H205ZM209 82V81H208ZM234 82V81H233ZM4 83V82H3ZM6 83H8V82H6ZM5 83V84H6ZM15 83V82H14ZM18 83V82H17ZM20 83V82H19ZM37 83V82H36ZM51 83V82H50ZM97 83V82H96ZM99 83V82H98ZM113 83V82H112ZM213 83H215L214 81H213ZM212 83V84H213ZM28 84H30V83H28ZM115 84V83H114ZM190 84H193L194 85V83L192 82V83H190ZM196 84V83H195ZM206 84H207V82H206ZM205 83H204V86L206 85ZM209 84V83H208ZM211 84V85H212ZM22 85V84H21ZM37 86H38V83L36 84ZM41 85V84H40ZM193 85H191L192 87H196L195 85L193 86ZM2 85H1V83H0V87H1ZM5 86V87H4ZM3 86V89L4 88H6V86H9V84H7V85H4ZM17 87V90H18V86L19 85H16ZM24 86H26V85H24ZM43 86V85H42ZM112 86V85H111ZM187 86V85H186ZM203 86V85H202ZM203 86V89L205 88ZM23 87V86H22ZM22 87H20V88H22ZM33 87L35 88L36 86L35 85H33ZM83 87V86H82ZM169 87H170V85H169ZM175 87H173V88H175ZM201 87V86H200ZM207 87L209 88V85H207ZM207 87H206V90H208L207 89ZM250 87V86H249ZM7 88H9V87H7ZM7 88H6V90H7ZM12 88V87H11ZM24 88V87H23ZM26 88V87H25ZM36 88H38L39 89V91H40V89H42V88H44V87H42V88H39V87H36ZM50 88V87H49ZM113 88V87H112ZM168 88V87H167ZM173 88H171V89H173ZM175 88V89H176ZM198 88V87H197ZM196 88V89H197ZM225 88V87H224ZM2 89V90H3ZM13 89V88H12ZM12 89H10V90H12ZM14 89H15V87H14ZM46 89V88H45ZM78 89V88H77ZM108 89V88H107ZM192 89V88H191ZM196 89H194V90H196ZM202 89V87L201 88H199V92H200V90ZM210 89H211V86H210ZM239 89V88H238ZM21 90V89H20ZM48 90V89H47ZM52 90V89H51ZM55 90V89H54ZM114 90H116V89H114ZM174 90V89H173ZM188 90H189V87H188ZM193 90V91H194ZM205 90V91H206ZM241 90H243V89H241ZM245 90V89H244ZM261 90V89H260ZM15 91H16V89H15ZM23 91H24V93L26 92V91H30L29 93H33L34 94V96L36 95L38 98H40L41 99V102H34V103H32L31 101H26L27 103H29V106H25L24 108H19L18 109V107H21V103L22 102H20L22 99L20 98V97H14L15 98V102H14V104L13 105H11L12 104V101H14V100H12L11 99V103H10V107L11 108H9L8 107V110L9 109H12V110H14V111H12V110H10V111H12L13 112V117L12 116H8V117H11V118H13L12 119V122L10 121V123H13V122H15V123H17V124H15L16 126L18 125L19 126V128L21 129V131L22 132H20V131H17L16 133H22V134H24L22 137H20V138H18V137H16V140H15V145H14V148H16L19 144H22L21 142H23L24 140H28L29 138H30V136H31V138H30V141H34V142H36V144H37V142L38 141H40V135L42 134V133H45L46 131H45V129H48V127L47 128H45V123H46V119L47 118H49V117H52L53 118V116H58V115H61V111H62V105L63 104H65V103H63L62 105H61V103L57 100V101H50L48 98H46L45 97V94L47 93H45V94H43L44 93V91H43V93H41V94H39V92H36L35 91V89L34 90H26V89H23ZM22 91V92H23ZM53 91V90H52ZM61 91V90H60ZM59 91V92H60ZM92 91V90H91ZM107 91V90H106ZM112 91V90H111ZM171 91V90H170ZM177 91V90H176ZM176 91H173L174 92V94H172V91H171V93L170 92H168V94L170 93L171 94V96H173V95H175V93H176ZM187 91V90H186ZM211 91V90H210ZM226 91V90H225ZM235 91V90H234ZM246 91H248V90H246ZM250 91V90H249ZM252 91V90H251ZM253 91H255V90H253ZM262 91V90H261ZM9 92V91H8ZM21 92V91H20ZM41 92H42V90H41ZM80 92V91H79ZM114 92V91H113ZM195 92V91H194ZM193 92V93H194ZM209 92V91H208ZM233 91H230V90H228V94H230L231 95V93H232ZM19 93V92H18ZM26 93H28V92H26ZM36 93V94H35ZM51 93H54V92H51ZM50 93V94H51ZM65 93V92H64ZM63 93V94H64ZM182 93V92H181ZM193 93H192V95H193ZM222 93H223V91L221 92V93H219V95H221L222 96ZM238 93V90H237V92H236V94ZM239 93H240V95L243 93V91H242V93L240 92V90H239ZM239 93H238V95H239ZM254 93V92H253ZM259 93H260V91H259ZM13 94H15V92H14V90H13ZM20 94V93H19ZM30 94V95H31ZM32 94V95H33ZM50 94H48V95H50ZM55 95H56V93H54ZM58 94V93H57ZM63 94H61V95H63ZM73 94V93H72ZM161 94V93H160ZM177 94V93H176ZM202 94H204V93H202ZM201 94V95H202ZM21 95V94H20ZM40 95H41V97H40ZM48 95H46V96H48ZM93 95V94H92ZM182 95V96H183ZM191 95V97H189V98H192L193 97V100H195V98H194V95L192 96ZM210 95V94H209ZM212 95V94H211ZM218 95V96H219ZM238 95H234V96H238ZM255 95V94H254ZM253 95V96H254ZM23 96H25L24 94H23ZM33 96V97H34ZM58 96H60V94L58 95ZM125 96H127V98L129 99V101L128 102H124V97ZM166 96V95H165ZM184 96V97H185ZM196 96V95H195ZM200 96V95H199ZM198 95H197V97H199ZM234 96L232 95V98H233V100H234ZM10 97V96H9ZM28 96H26V98H27ZM51 98L52 97H54L53 95H51L50 96ZM61 97V96H60ZM65 97H66V95H65ZM68 97V96H67ZM67 97H66V99H67ZM95 97V96H94ZM101 97H103V96H101ZM161 97H163L164 98V96H161ZM177 97H178V94H177ZM177 97H172V98H177ZM201 97V96H200ZM231 97V96H230ZM244 97V96H243ZM24 98V97H23ZM96 98H98V96L96 97ZM171 97H169V99H170ZM202 98H204V95H203V97ZM201 98V99H202ZM207 98V97H206ZM205 98V99H206ZM210 99H212L211 97H209ZM216 98H217V96H216ZM222 98V97H221ZM251 98V97H250ZM250 98H248L249 99V102H250ZM92 98H86V99H84L83 101H84V103L85 102H88V101H90ZM164 99H166V98H164ZM169 99L167 100V101H169ZM205 99H203L204 101H205ZM215 99V98H214ZM248 99H245V100H248ZM3 100V99H2ZM1 100V101H2ZM6 100V99H5ZM4 100V101H5ZM8 100V99H7ZM64 100V99H63ZM70 100V99H69ZM158 100H160V97H159V99ZM178 100V99H177ZM189 100V99H188ZM199 100V99H198ZM208 100V99H207ZM216 100V99H215ZM215 100H211V101H215ZM220 100V99H219ZM232 100V99H231ZM240 100V99H239ZM33 101H34V99H33ZM60 101H61V99H60ZM64 101H66V100H64ZM166 101V100H165ZM174 100H172V101H170V102H173ZM191 101V100H190ZM190 101H189V103H190ZM197 101V100H196ZM211 101H209V104L208 105H210V102ZM218 101V100H217ZM216 101V102H217ZM222 100H220V102H221ZM225 101V103H226V100H224ZM261 101V100H260ZM187 102V101H186ZM199 102H201V101H199ZM198 102V103H199ZM203 102V101H202ZM208 102V101H207ZM207 102H206V105H207ZM219 102V101H218ZM223 102V101H222ZM24 103V102H23ZM31 103V104H30ZM36 103V104H35ZM68 103H70V102H68ZM191 103H192V101H191ZM189 104L190 106H193L192 104ZM198 103H196V104H198ZM227 103H228V101H227ZM226 103V104H227ZM247 103V102H246ZM263 103V102H262ZM2 104V103H1ZM103 104V103H102ZM107 104V103H106ZM164 104H166V102L164 103ZM169 104V103H168ZM167 104V105H168ZM201 104V103H200ZM229 104H231L230 102H229ZM228 104V105H229ZM245 104V103H244ZM24 105V104H23ZM26 105H28V104H26ZM203 105V104H202ZM207 105V106H208ZM15 106V107H14ZM74 106V105H73ZM100 106V105H99ZM103 105H101L100 107H102ZM164 106H166V105H164ZM195 106H197V105H194V108H195ZM204 106H205V104H204ZM213 106V105H212ZM211 105H210V107H212ZM224 106H226V105H224ZM0 107H2V105L0 106ZM5 107V106H4ZM14 109H13V108ZM100 107H93L91 110H89L90 111V113H88L87 115L90 117V118H94V116L96 115V112L98 111V108H100ZM209 107V108H210ZM214 107V106H213ZM247 107H249V104L247 105ZM34 109L33 111H36L37 112V110H42L44 113H42V115L41 116H38V114H39V112L38 113H36V114H33V115H31L30 113L31 112H29L30 110L29 109ZM106 108V107H105ZM228 108V107H227ZM230 109L232 108L233 109V107L231 106V107H229ZM160 109H161V107H160ZM197 109V108H196ZM195 109V110H196ZM201 109V108H200ZM231 109V110H232ZM264 109V108H263ZM7 110V109H6ZM190 110H191V108H190ZM192 110H193V108H192ZM199 110V109H198ZM229 110V109H228ZM227 110V111H228ZM230 110V111H231ZM247 110V109H246ZM9 111V112H10ZM32 111V110H31ZM88 111V112H89ZM154 111V112H155ZM194 111V110H193ZM199 111H201V110H199ZM0 112H2V111H0ZM8 112V113H9ZM191 112V111H190ZM198 112V111H197ZM210 112V111H209ZM212 112V111H211ZM11 113V112H10ZM32 113H34V112H32ZM155 113V114H156ZM161 113V114H160ZM200 113V112H199ZM198 113V114H199ZM203 113H205V112H203ZM228 113H229V111H228ZM227 112H225V114H228ZM12 114V113H11ZM11 114H9V115H11ZM64 114V113H63ZM152 114V113H151ZM191 114L193 115V112H191ZM2 115V114H1ZM0 115V116H1ZM5 115H6V113H5ZM4 114H3V116H5ZM8 115V114H7ZM7 115H6V117H7ZM157 115V114H156ZM157 115V116H158ZM188 115V116H187ZM200 115V114H199ZM224 115V114H223ZM222 115V116H223ZM83 116V115H82ZM88 116H87V118L85 119V117H83V119H85V120H87V119H89L88 118ZM212 116V115H211ZM225 116V115H224ZM97 117V116H96ZM143 117V116H142ZM144 117H146V116H144ZM161 117V116H160ZM193 117H194V115H193ZM195 117H196V115H195ZM194 117V118H195ZM214 117V116H213ZM212 117V118H213ZM97 118H101V117H97ZM162 118H164L163 116H162ZM218 118H220V117H218ZM225 118V117H224ZM223 118V119H224ZM141 119V118H140ZM165 119V118H164ZM222 119V118H221ZM245 119V118H244ZM4 120V119H3ZM2 120V121H3ZM101 120V121H102ZM136 120V119H135ZM199 120H200V118H199ZM9 121V120H8ZM7 121V122H8ZM89 121V120H88ZM95 121V120H94ZM102 121V122H103ZM109 121V120H108ZM153 121H156V122H154L155 123V126H153V124L152 125H150V126H153V127H151V128H153V130L151 131V130H148V128H146V125L148 124V123H151V122H153ZM163 121V120H162ZM189 121V120H188ZM194 121V120H193ZM216 121H221V120H219V119H217ZM223 121V120H222ZM5 122V121H4ZM62 122V121H61ZM157 122H159V124L157 123ZM214 122V121H213ZM1 123V122H0ZM90 123L91 124H93L92 123V121H90ZM97 123H98V121H97ZM125 123H126V121H125ZM165 123V122H164ZM244 123V122H243ZM96 124V122L94 123V125ZM98 124H100V123H98ZM98 124H97V126H98ZM111 124V123H110ZM124 124V123H123ZM127 124V123H126ZM128 124H129V122H128ZM128 124L126 125V126H128ZM199 124V123H198ZM218 124V123H217ZM220 124V123H219ZM219 124H218V126L217 127H222L223 125H220L219 126ZM191 125V124H190ZM211 125L212 124H210L209 126L211 127ZM235 125V124H234ZM213 126V125H212ZM149 127V126H148ZM205 127H206V125H205ZM204 127V128H205ZM209 127V128H210ZM216 127V128H217ZM94 128V127H93ZM130 128V129H129ZM189 128V127H188ZM196 128V127H195ZM208 128V129H209ZM215 128V129H216ZM20 129H18V130H20ZM100 129V128H99ZM180 129H178V130H180ZM217 129H219V128H217ZM222 129V128H221ZM246 129V128H245ZM14 130V129H13ZM127 130H129V131H127ZM205 130V129H204ZM204 130H203V132H204ZM224 130V129H223ZM10 131V130H9ZM45 131V132H44ZM221 131V130H220ZM11 132V131H10ZM47 132H48V130H47ZM160 132V131H159ZM178 132V131H177ZM198 132L199 131H197L196 132V134H198ZM215 132V131H214ZM217 132H219V131H216V133ZM15 133V134H16ZM173 133V136H176L175 134ZM216 133L214 134V135H216ZM11 134H13V133H11ZM127 134V133H126ZM180 134V133H179ZM205 134V133H204ZM209 134H213V133H207V135H209ZM220 134H222L221 132H220ZM160 135H163L162 133L161 134H159V136ZM169 135V136H170ZM213 135V136H214ZM224 135H225V133H224ZM242 135V134H241ZM3 136V135H2ZM124 136H125V134H124ZM167 136V135H166ZM165 136V137H166ZM202 136H203V134H202ZM210 136V135H209ZM220 136V135H219ZM42 137H44V135L42 136ZM41 137V138H42ZM163 137H164V135H163ZM200 137H201V133H200V136H199V139H200ZM204 137H208V136H204ZM224 137V136H223ZM236 137V136H235ZM156 138V137H155ZM190 138V137H189ZM192 138V137H191ZM210 138H212L211 136H210ZM214 138L216 139V137L214 136ZM4 139V138H3ZM6 139H7V137H6ZM6 139H4L3 141H0V144H1V142H3L4 143V141L6 140ZM10 139L12 140V139H15L14 137L13 138H8V140L10 141ZM161 139V138H160ZM160 139H158V140H156V142L157 141H159ZM202 139V138H201ZM205 139V138H204ZM213 139V138H212ZM223 140H225V137L224 138H222ZM221 139V140H222ZM173 140H174V138H173ZM188 140H191V139H188ZM219 140V139H218ZM222 140V141H223ZM232 140V139H231ZM9 141H7V142H9ZM12 141H14V140H12ZM170 141V140H169ZM185 141L187 142V140L185 139L184 141L182 140V142H183V144L185 143ZM199 141H201V142H203L202 140H199ZM209 142H211L210 141V139L208 140ZM214 141V140H213ZM216 141V140H215ZM215 141H214V143H215ZM229 141V139L227 140V142ZM6 142V141H5ZM161 142V141H160ZM171 142H172V140H171ZM178 142V141H177ZM180 142V141H179ZM196 142L197 143H200V142H198L197 140H196ZM204 142H205V140H204ZM224 142L225 141H223L222 143L224 144ZM33 143V142H32ZM40 143V142H39ZM99 143H100V141H99ZM158 143V142H157ZM163 143V142H162ZM162 143H160V144H162ZM206 143V142H205ZM217 143V142H216ZM234 144H235V142H233ZM232 143V144H233ZM8 144V143H7ZM29 144V143H28ZM149 144V143H148ZM168 144H169V142H168ZM186 144V143H185ZM184 144V145H185ZM188 144V143H187ZM192 144V143H191ZM195 144V143H194ZM204 144V143H203ZM218 144V143H217ZM223 144L221 145L222 147H223ZM2 145V144H1ZM173 145V144H172ZM180 145V148H181V144H179ZM195 145H197V144H195ZM199 145V144H198ZM219 145V144H218ZM11 145L9 144L8 145V148L7 149H9V147H10ZM42 146V145H41ZM41 146H40V148H41ZM183 146V145H182ZM201 146H203L202 144L199 146V147H197V148H200ZM234 146V145H233ZM243 146V145H242ZM241 146V147H242ZM13 146H11V148H12ZM19 147H20V145H19ZM38 147V146H37ZM43 147V146H42ZM152 147H153V145H152ZM170 148H172L171 146H169ZM190 147V146H189ZM204 147H206L205 145H204ZM227 147V146H226ZM234 147H236V146H234ZM5 148H6V145H5ZM22 148V147H21ZM113 148V147H112ZM111 148V149H112ZM166 148V147H165ZM174 148V147H173ZM185 147L183 146V148H182V150L184 149ZM192 148V147H191ZM213 148V147H212ZM18 149V148H17ZM147 149H148V147H147ZM155 149V148H154ZM178 149V148H177ZM186 149V148H185ZM194 149V148H193ZM219 149H221V148H219ZM228 149V148H227ZM10 150V149H9ZM25 150V149H24ZM24 150H22L23 152H24ZM43 150V149H42ZM157 149H155V151H156ZM166 150V149H165ZM181 150V149H180ZM179 150V151H180ZM191 150V149H190ZM198 150V149H197ZM203 150H206L205 148L203 149ZM202 150V147H201V149H200V151H203ZM212 150V149H211ZM218 150V149H217ZM221 150H223V149H221ZM221 150L218 152V153H220L221 152ZM229 150V149H228ZM173 152H176V150H172ZM172 151H170L171 153H170V157H171V154H172ZM193 151V150H192ZM226 151V150H225ZM224 151V152H225ZM0 152H1V150H0ZM19 152V151H18ZM167 152V151H166ZM183 152H185V151H183ZM182 152V153H183ZM186 152H187V150H186ZM185 152V153H186ZM209 152H210V150H209ZM213 152H215V151H213ZM217 152V151H216ZM229 152H231V151H228V153ZM7 153H9V152H7ZM145 153V152H144ZM153 153V152H152ZM156 153V152H155ZM168 154H169V152H167ZM185 153H183V154H185ZM190 153V152H189ZM192 153V152H191ZM198 153V152H197ZM202 153V152H201ZM206 153V152H205ZM222 153V152H221ZM227 153V154H228ZM1 154H4V153H1ZM18 154V153H17ZM16 154V155H17ZM116 154V155H117ZM187 154V153H186ZM224 154V153H223ZM15 155V156H16ZM27 155L28 156H25V157H29V152L27 153ZM111 155V154H110ZM195 154H193L192 156H194ZM202 154H200V156H201ZM204 155H207V154H204ZM212 155V154H211ZM216 156H219V155H217V153L215 154ZM231 155H232V153H231ZM167 155H165V157H166ZM174 155H172V157H173ZM176 156V155H175ZM174 156V157H175ZM184 156V155H183ZM183 156H181V157H183ZM187 156V155H186ZM185 156V157H186ZM215 156V157H216ZM228 156V155H227ZM235 156V155H234ZM236 156H238V155H236ZM240 156V155H239ZM146 157H148V156H146ZM164 157V158H165ZM168 157V159H169V156H167ZM199 157V156H198ZM208 157V156H207ZM211 157V156H210ZM232 157H233V155H232ZM241 157V156H240ZM250 157V156H249ZM11 158V157H10ZM111 158V157H110ZM184 158V157H183ZM234 158H236V157H234ZM239 158V157H238ZM9 159V158H8ZM35 159V158H34ZM119 159V158H118ZM171 159V158H170ZM181 159V158H180ZM188 159V158H187ZM226 159H229V158H226V156H225V160ZM231 159H233V158H231ZM231 159H229V160H231ZM237 159V158H236ZM240 159V158H239ZM241 159H242V157H241ZM250 159V158H249ZM19 160V159H18ZM109 160V159H108ZM150 160V159H149ZM177 160V159H176ZM194 160H196L195 158H194ZM194 160H193V162H194ZM203 160V159H202ZM246 160V159H245ZM261 160V159H260ZM111 161H113V160H111ZM110 161V162H111ZM121 161V160H120ZM168 161V160H167ZM172 161H173V159L171 160V163H172ZM178 161V160H177ZM199 161V160H198ZM201 161V160H200ZM215 161H217V160H215ZM226 161H228V160H226ZM234 161H235V159H234ZM238 161V160H237ZM247 161V160H246ZM17 162V161H16ZM113 162H115V161H113ZM116 162H118V161H116ZM161 162V161H160ZM163 162H165V161H163ZM169 162V161H168ZM202 162V161H201ZM222 162V161H221ZM225 162V161H224ZM223 162V163H224ZM229 162H231V161H229ZM149 163V162H148ZM195 163V162H194ZM199 163V162H198ZM226 163H228V162H226ZM226 163L224 164L225 165V167H222V165L220 164V162H219V164H217V166L218 165H221V167H222V169H228V171L227 172H229V168H228V166H230L229 164H227L228 166L226 167ZM247 163V162H246ZM146 164V163H145ZM170 164V163H169ZM186 164V163H185ZM202 164V163H201ZM27 165V164H26ZM119 165V164H118ZM164 165H166V164H164ZM173 164H171V166H172ZM179 165H181V164H179ZM195 165H196V163H195ZM223 165V166H224ZM160 166V165H159ZM169 166V165H168ZM188 166V165H187ZM186 166V167H187ZM202 167H203V165H201ZM206 166V165H205ZM217 166H216V169H217ZM232 166H234V163H233V165ZM170 167V166H169ZM175 167V166H174ZM184 167V169H186L185 168V166H183ZM183 167H181V168H183ZM208 167H210V166H208ZM220 167V166H219ZM252 167V166H251ZM113 168V167H112ZM159 168V167H158ZM179 169L181 172H182V170H184V169ZM54 169V168H53ZM160 169V168H159ZM165 169V168H164ZM174 169V168H173ZM173 169H171V168H167L166 169V172L169 174V176L171 175V176H173V175H175V171H177V170H173ZM201 169V168H200ZM221 169V171H223ZM252 169V168H251ZM8 170V169H7ZM18 171H19V169H17ZM16 170V171H17ZM43 170V169H42ZM47 170V169H46ZM108 170V169H107ZM231 170H233V169H231ZM230 170V171H231ZM110 171H113L112 169H110ZM180 171L179 172H177V173H179L180 174ZM202 171V170H201ZM20 172H23V171H21V169H20V171H19V173ZM47 172V171H46ZM151 172H154V171H151ZM158 172V171H157ZM187 172V171H186ZM191 172H193L192 170H191ZM224 172H225V170H224ZM258 172V171H257ZM8 173V172H7ZM12 173H14V172H12ZM18 173V172H17ZM17 173H14V177H17ZM162 173V172H161ZM185 173V172H184ZM188 173V172H187ZM186 173V174H187ZM190 173V172H189ZM188 173V176H190V174ZM222 173V172H221ZM99 174V173H98ZM150 174V173H149ZM151 174H153V173H151ZM151 174H150V176H151ZM160 174V173H159ZM185 174V175H186ZM218 174H220V173H218ZM223 174V173H222ZM227 174V173H226ZM233 174V173H232ZM232 174H230L229 173V175H231V177L233 176ZM261 174V173H260ZM5 175H7V174H5ZM16 175V176H15ZM19 175V174H18ZM181 175V174H180ZM202 175V174H201ZM250 175V174H249ZM4 176V175H3ZM60 176V175H59ZM68 177H69V175H67ZM71 176V175H70ZM78 176V175H77ZM112 176V175H111ZM164 176V175H163ZM170 176V177H171ZM182 176V175H181ZM187 176V175H186ZM186 176H184V177H186ZM187 176V177H188ZM196 176V175H195ZM227 176H228V174H227ZM258 176H260V175H258ZM263 176V175H262ZM102 177H103V175H102ZM155 177H157V176H155ZM154 177V178H155ZM234 177V176H233ZM52 178H53V176H52ZM67 178V177H66ZM73 178V177H72ZM71 178V179H72ZM110 178V177H109ZM111 178H113V177H111ZM128 178V177H127ZM152 179H153V177H151ZM177 178V177H176ZM179 178V177H178ZM180 178H182V177H180ZM4 179V178H3ZM15 179V178H14ZM17 179H19L18 177H17ZM24 179V178H23ZM69 179V178H68ZM94 179V178H93ZM117 179V178H116ZM151 179V180H152ZM191 179V178H190ZM194 179V178H193ZM231 179V178H230ZM16 180V179H15ZM67 180V179H66ZM70 180V179H69ZM106 180V179H105ZM110 180V182H111V179H109ZM114 180V179H113ZM112 180V181H113ZM118 180V179H117ZM123 180V179H122ZM132 180V179H131ZM156 180H157V178H156ZM159 180V179H158ZM160 180H163V179H160ZM178 180V179H177ZM181 180V179H180ZM217 180V179H216ZM239 180V179H238ZM242 180V179H241ZM18 181V180H17ZM53 181V180H52ZM62 181V180H61ZM72 181V180H71ZM73 181H75V180H73ZM72 181V182H73ZM127 181V180H126ZM152 181H155V179H153ZM184 180H183V178H182V181H181V184H182V182H183ZM189 181V180H188ZM191 181V180H190ZM198 181V180H197ZM69 182V181H68ZM67 182V184H68V186H66V184H65V186L66 187H70L71 186V184H69ZM77 182V181H76ZM76 182L74 183V185H76ZM108 182V181H107ZM117 182V181H116ZM116 182H114V183H116ZM121 182V181H120ZM163 182H165V181H163ZM163 182H162V184H163ZM171 182V181H170ZM192 182V181H191ZM193 182H196L195 181V179L193 180ZM216 183H218V181H215ZM214 182V183H215ZM221 182V181H220ZM243 182H245V179L243 180ZM61 183V182H60ZM65 183H66V181H65ZM118 183V182H117ZM161 183V182H160ZM167 183V182H166ZM166 183H164V184H166ZM190 183V182H189ZM189 183H187V184H189ZM215 183V184H216ZM224 182H222V184H223ZM236 183V182H235ZM250 183V182H249ZM19 184V183H18ZM47 184H49V183H47ZM108 184H110V183H108ZM148 184H149V182H148ZM163 184V186H167V188H169L168 187V185H164ZM168 184V183H167ZM173 184H174V182H173ZM172 184V185H173ZM187 184H186V186H187ZM203 184V183H202ZM230 184V183H229ZM254 184V183H253ZM257 184V183H256ZM92 185V184H91ZM156 184H154V186H155ZM184 186H185V184H183ZM182 185V186H183ZM192 185V184H191ZM191 185L189 184V186H185V190H186V188L188 189V187L190 188L191 187ZM194 185V184H193ZM200 185V184H199ZM217 185V184H216ZM227 185V184H226ZM234 185V184H233ZM239 185H240V183H239ZM249 185V184H248ZM52 186V185H51ZM77 186V185H76ZM119 186V185H118ZM145 186V185H144ZM147 186V185H146ZM161 186V185H160ZM181 186V187H182ZM184 186L182 187V188H184ZM201 186V185H200ZM211 186H213V183H212V185ZM222 186V185H221ZM224 186V185H223ZM236 186V184L233 186V187H235ZM254 187H255V185H253ZM45 187V186H44ZM61 187V186H60ZM64 187V186H63ZM73 187V186H72ZM72 187H70V192L73 190L72 189ZM81 187V186H80ZM108 187V186H107ZM111 187H112V185H111ZM115 187V186H114ZM114 187H113V190H114ZM121 187V186H120ZM125 187H126V185H125ZM132 187V186H131ZM162 187V186H161ZM160 187V188H161ZM193 187V186H192ZM191 187V191H192V188ZM243 187V186H242ZM79 188V187H78ZM82 188V187H81ZM84 188H86V187H84ZM83 188V189H84ZM154 188H158L157 186L156 187H153V190H154ZM181 188V189H182ZM203 187L201 186V189H202ZM205 188V187H204ZM207 188H208V186H207ZM206 188V189H207ZM209 188H211V187H209ZM243 188H245V187H243ZM25 189H27V188H25ZM65 189V188H64ZM63 189V190H64ZM69 188H67V189H65V190H68ZM77 188H75L74 190H76ZM150 188H148V190L147 191H150L149 190ZM170 189V188H169ZM196 189H198L197 187H196ZM200 189V190H201ZM206 189H204L205 191H206ZM211 189H213V188H211ZM236 189H238V187L236 188ZM23 190V189H22ZM52 190V189H51ZM85 190V189H84ZM83 190V191H84ZM90 190V189H89ZM123 190V189H122ZM125 190V189H124ZM127 190V189H126ZM125 190V191H126ZM158 190H159V188H158ZM162 192H161V190H160V192L162 193V195L161 196H163V194H165V192H164V188H162ZM184 190V189H183ZM189 190V189H188ZM199 189H198V191H200ZM203 190V191H204ZM8 191H9V189H8ZM96 191V190H95ZM147 191H146V193H147ZM189 192V194H188V196L190 197L193 193L192 192ZM194 191V190H193ZM197 190L195 191V193L196 192H198ZM239 191H240V189H239ZM62 192V191H61ZM64 192V191H63ZM62 192V193H63ZM69 191H68V193H70ZM97 192V191H96ZM95 192V193H96ZM113 192V191H112ZM111 192V193H112ZM119 192V191H118ZM133 192V191H132ZM131 192V193H132ZM135 192V191H134ZM152 193H155L156 192V190L153 192V191H151ZM164 192V193H163ZM170 192V191H169ZM173 192V191H172ZM184 192V191H183ZM182 192V193H183ZM187 192V193H188ZM207 192V191H206ZM223 192V191H222ZM74 193V192H73ZM75 193H76V191H75ZM79 192H77V194H78ZM92 193H94V192H92ZM130 192H128V194H129ZM130 193V194H131ZM144 193H145V191H144ZM148 193H150V192H148ZM186 193V192H185ZM201 195L204 193H201V192H199ZM199 193H197V194H199ZM61 194V193H60ZM67 194V193H66ZM83 194V193H82ZM121 194V193H120ZM135 194V193H134ZM141 194H143L142 192H141ZM158 194V193H157ZM169 194V193H168ZM199 194V195H200ZM64 195H65V193H64ZM70 195V194H69ZM69 195H65L66 196V198H67V200L66 201H68V203L70 204V199H69ZM73 195H75V194H73ZM72 195V196H73ZM91 195V194H90ZM93 195V194H92ZM95 195V194H94ZM93 195V196H94ZM153 195V194H152ZM171 195V194H170ZM169 195V196H170ZM184 195V194H183ZM194 195H196V194H194ZM206 195V194H205ZM209 195V194H208ZM63 196V195H62ZM65 196H64V198H65ZM76 196H78V195H76ZM76 196H74V197H76ZM124 196H126V195H124ZM132 196H133V194H132ZM137 196H139L138 194H137ZM143 196V195H142ZM147 196V195H146ZM146 196H144V198H146ZM150 196L151 195H149L148 197L150 198ZM159 196V195H158ZM161 196L159 197V198H161ZM166 196H167V194H166ZM168 196V197H169ZM176 195H174V197H175ZM185 196L186 195H184L183 197L185 198ZM193 196V195H192ZM196 196H198V195H196ZM202 196H204V194L202 195ZM202 196H199L200 198L202 197ZM73 197V198H74ZM79 197V196H78ZM85 197H86V195H85ZM98 197H100V196H98ZM112 197V196H111ZM111 197L109 198V199H111ZM136 197V196H135ZM153 196H151V198H152ZM155 197H157L156 195H155ZM171 197H173V196H171ZM177 197V196H176ZM179 197H180V193H179ZM182 197V198H183ZM218 197V196H217ZM253 197V196H252ZM11 198V197H10ZM65 198V199H66ZM72 198V197H71ZM81 198H82V196H81ZM84 198V197H83ZM122 198V197H121ZM132 198V197H131ZM130 198V199H131ZM139 198V197H138ZM158 198V199H159ZM163 198H165L164 200H166V197L164 196ZM181 198V199H182ZM193 198L194 199H196V197L195 196H193ZM200 198H198V199H196V200H199ZM219 198V197H218ZM217 198V199H218ZM255 198V197H254ZM253 198V199H254ZM63 199V198H62ZM61 199V200H62ZM75 199H77V200H74V201H78L79 199H80V197H79V199L78 198H75ZM96 201H98V199H96V198H94ZM117 199V198H116ZM129 199V200H130ZM155 198H153V200H154ZM171 199V198H170ZM186 199H188V197L186 198ZM192 198L190 197V200H191ZM194 199H192V201L194 200ZM203 199H205V198H203ZM256 199V198H255ZM87 200V199H86ZM94 200V201H95ZM105 200V199H104ZM103 200V201H104ZM108 200V199H107ZM134 200V199H133ZM136 200V199H135ZM138 200V199H137ZM139 200H141V199H139ZM138 200V201H139ZM178 201H179V199H177ZM196 200H194V202H196ZM208 200V199H207ZM252 200V199H251ZM13 201V200H12ZM52 201V200H51ZM84 201H85V199H84ZM83 201V202H84ZM89 201V200H88ZM102 201V200H101ZM108 201H110V200H108ZM117 201V200H116ZM119 201V200H118ZM122 201V200H121ZM121 201H120V203H121ZM127 201V200H126ZM131 201V200H130ZM144 201V200H143ZM178 201H169V203L170 202H177L176 204H175V206L177 205L178 206V204H181V202L179 203ZM182 202H183V200H181ZM203 201H205V200H203ZM218 201V200H217ZM16 202V201H15ZM49 202V201H48ZM128 202V201H127ZM137 202V201H136ZM135 201L133 202V203H136ZM146 202V201H145ZM148 202H150L151 203V200L150 201H148ZM166 202V201H165ZM165 202H164V204H165ZM186 202H188V201H186ZM185 202V203H186ZM13 203H14V201H13ZM62 203V202H61ZM67 203V202H66ZM89 203H90V201H89ZM111 203V202H110ZM119 203V204H120ZM124 203L126 204V202L124 201ZM132 203V202H131ZM138 203H140V202H138ZM137 203V204H138ZM157 203V202H156ZM189 203V202H188ZM12 204V203H11ZM75 204V202L73 203V205ZM77 204V203H76ZM79 204V203H78ZM84 204V203H83ZM114 204V203H113ZM153 204V203H152ZM150 205V207L151 206H153V208L155 207L154 205H156L155 203H154V205ZM158 204H161L162 205V207H163V204L162 203H158ZM189 204H191V203H189ZM197 204V203H196ZM245 204V203H244ZM50 205V204H49ZM60 204H58V206H59ZM93 205V204H92ZM101 205V204H100ZM102 205H103V203H102ZM122 205H123V207L122 208H124V204H123V202H122ZM128 205H130V203L128 204ZM136 205V204H135ZM139 205V204H138ZM137 205V206H138ZM146 205H148V204H146ZM173 205L174 204H172V206L171 207H173ZM183 205H184V203H183ZM186 205V204H185ZM184 205V206H185ZM192 205V204H191ZM191 205H187V207H190ZM226 205V204H225ZM257 205V204H256ZM264 205V204H263ZM262 205V207H264ZM61 207H59L60 209L58 210V212H57V216H58V218L61 220V219H63L64 220V218H65V212H64V209H63V205H60ZM67 206V205H66ZM65 206V207H66ZM75 206V205H74ZM97 206V205H96ZM104 206V205H103ZM111 206V205H110ZM109 206V207H110ZM113 206V205H112ZM111 206V207H112ZM157 206V205H156ZM181 206H182V204H181ZM197 206V205H196ZM200 206V205H199ZM45 207V206H44ZM71 207H73L72 205H71ZM121 207V206H120ZM125 207H128V206H126L125 205ZM131 207V206H130ZM130 207H128L129 209H130ZM159 207V206H158ZM162 207H160L159 209H162ZM170 207V208H171ZM186 207V206H185ZM195 206L193 205L192 206V208H194ZM210 207V206H209ZM214 207H216V206H214ZM219 207V206H218ZM226 207H227V205H226ZM226 207H225V209H226ZM261 207V209H263ZM56 208V207H55ZM67 208H68V206H67ZM76 208V207H75ZM97 208V207H96ZM113 208H116V207H113ZM117 208L118 209H120L118 206H117ZM116 208V209H117ZM122 208H121V210H122ZM140 208V207H139ZM146 208V207H145ZM144 208V209H145ZM153 208H148V209H150V210H152ZM156 208V207H155ZM174 208V207H173ZM179 208H182V207H179ZM191 208V209H192ZM220 209H221V206L219 207ZM219 208H217V209H219ZM57 209V208H56ZM110 209V208H109ZM112 209V208H111ZM111 209H110V212H111ZM115 209V210H116ZM133 209V208H132ZM182 209H184V207L182 208ZM191 209H188L187 211H186V213L188 212H191L190 210ZM205 209H207V208H205ZM204 209V210H205ZM247 209H249V208H247ZM246 209V210H247ZM255 209V211H256V208H254ZM253 209V210H254ZM49 210V209H48ZM77 210H79V208L77 209ZM82 210H83V208H82ZM85 210V209H84ZM113 210V209H112ZM127 210V209H126ZM125 210V211H126ZM138 210V209H137ZM140 210H141V208H140ZM146 210H147V208H146ZM145 210V211H146ZM157 210V209H156ZM155 210V211H156ZM170 211H171V209H169ZM172 210H174V209H172ZM180 210V209H179ZM195 209H193V211H194ZM199 210V209H198ZM203 210V209H202ZM260 210V209H259ZM258 210V211H259ZM50 211V210H49ZM117 211V210H116ZM123 211V210H122ZM121 211V213H123ZM124 211V212H125ZM133 212L134 211H136V209L134 210H132ZM131 211V212H132ZM142 212H143V210H141ZM153 212H154V209L152 210ZM151 211V213H153ZM165 211H166V209H165ZM174 211H177V210H174ZM184 211V210H183ZM210 211V210H209ZM222 211V210H221ZM264 211V210H263ZM73 211H71V213H72ZM75 212V211H74ZM74 212L72 213L73 215H75L74 214ZM78 212V211H77ZM112 212H114V210L112 211ZM118 212L120 213V210L119 211H117V214H118ZM127 212V211H126ZM128 212H130L129 210H128ZM127 212V213H128ZM138 212V211H137ZM137 212H135V214H137V215H139L140 214V211L137 213ZM163 212V211H162ZM168 212V211H167ZM178 212V211H177ZM176 212V213H177ZM206 212V211H205ZM214 212V211H213ZM215 212H217V211H215ZM80 213V212H79ZM78 213V214H79ZM83 213H85V212H83ZM100 213V212H99ZM108 213H109V211H108ZM108 213H106V214H108ZM120 213V214H121ZM145 213H147V211L145 212ZM150 213V214H151ZM156 213V212H155ZM169 213V212H168ZM186 213L184 214V216L186 215ZM202 213V212H201ZM223 213V212H222ZM257 214L259 213V212H256ZM261 213H263V212H261ZM71 214V215H72ZM81 214V213H80ZM105 214V215H106ZM113 215H114V213H112ZM111 214V215H112ZM117 214L115 215L116 217H118L117 216ZM131 214V213H130ZM129 214V215H130ZM143 214V213H142ZM162 214H165V213H162ZM203 214H204V212H203ZM44 215V214H43ZM112 215V216H113ZM126 217H127V215H126V213L124 214ZM124 215H122V217H120V219H122V220H125V219H123V216ZM129 215H128V217H129ZM133 215H134V213H133ZM132 215V216H133ZM136 215V216H137ZM147 215L149 216V213H147ZM146 215V216H147ZM165 215H169V214H165ZM190 215V214H189ZM207 215V214H206ZM108 217H111L110 216V213H109V215H107ZM121 216V215H120ZM131 215H130V217H132ZM135 216V215H134ZM133 216V217H134ZM135 216V217H136ZM187 216H188V214H187ZM210 216V215H209ZM67 217V216H66ZM106 217V216H105ZM140 217H142L143 218V216L141 215ZM154 217H156L155 215H154ZM164 217V216H163ZM227 217V216H226ZM233 217H235V216H233ZM259 217V216H258ZM263 217H264V215H263ZM53 218H54V216H53ZM69 218V217H68ZM68 218H65L66 220L68 219ZM82 218V217H81ZM88 218V216L86 217V219ZM91 218V217H90ZM99 218V217H98ZM111 218H113V217H111ZM119 218V217H118ZM137 219H139L138 218V216L136 217ZM153 218V217H152ZM150 216H149V219L152 221V220H155L156 219V222H155V226L159 223L158 221H157V217L156 218H154V219H152ZM227 218H229V217H227ZM70 219V220H69ZM68 220L71 222V223H73L72 222V219L73 218H69ZM107 219V217L105 218V220ZM109 219V218H108ZM115 219V218H114ZM120 219H118L119 221H120ZM128 219H130V218H128ZM136 219V220H137ZM146 219H147V217H146ZM149 219H147L146 221H148ZM208 219V218H207ZM210 219H212V218H210ZM263 219V218H262ZM43 220H45L46 221V219L45 218H43ZM47 220H49V219H47ZM55 220V219H54ZM56 220H58V219H56ZM60 220H58V221H60ZM89 220V219H88ZM144 220V219H143ZM148 221V222H151V221ZM159 220V219H158ZM161 220V219H160ZM163 220V219H162ZM229 220V219H228ZM110 221V220H109ZM115 221V220H114ZM127 220H125V222H126ZM233 221H234V219H233ZM236 221V220H235ZM263 221V220H262ZM261 221V222H262ZM70 222H69V224H70ZM78 222H80V218H79V221ZM105 221H103V223H104ZM115 222H117V221H115ZM121 222V221H120ZM124 222V223H125ZM129 222V221H128ZM173 222V221H172ZM65 223V222H64ZM76 223V222H75ZM86 223V222H85ZM114 223V222H113ZM143 223H145V221L143 222ZM142 223V224H143ZM152 223V222H151ZM157 223V224H156ZM218 223V222H217ZM257 223L259 224V222L257 221ZM48 224H49V222H48ZM59 224H61V223H59ZM76 224H78V223H76ZM76 224H75V228L77 227L76 226ZM84 224V223H83ZM119 225H121L120 223H118ZM117 223L115 224V225H118ZM123 224V223H122ZM150 224V223H149ZM153 225H154V222L152 223ZM222 224V223H221ZM13 225V224H12ZM30 225V224H29ZM65 225V224H64ZM79 225V224H78ZM84 225H86V224H84ZM100 225V224H99ZM108 225H109V227H110V224H107V226H105L106 227V229H107V227H108ZM114 225V224H113ZM118 225V229H119V227L121 228L123 225H121V226H119ZM161 224L159 223V225L158 226H160ZM242 225V224H241ZM4 226V225H3ZM58 226V225H57ZM61 226H63V225H61ZM66 226V225H65ZM82 225L80 224V227H81ZM90 226V225H89ZM142 226H144V225H142ZM152 226V225H151ZM154 226V227H155ZM156 227L157 229H159V227ZM162 226V225H161ZM160 226V227H161ZM29 227V226H28ZM46 227H48L49 228V226L47 225ZM60 227V226H59ZM58 227V228H59ZM67 227V226H66ZM69 227V226H68ZM73 227V226H72ZM80 227H79V229H80ZM84 227V226H83ZM87 227V226H86ZM92 227V226H91ZM90 227V228H91ZM97 227V226H96ZM116 227V226H115ZM124 227H126L125 225H124ZM124 227L123 228H121L122 229V231H121V233L123 232V229H124ZM137 227V226H136ZM154 227H152V228H154ZM237 227H239V226H237ZM256 227V226H255ZM56 228V227H55ZM74 228V229H75ZM85 228V227H84ZM88 228V227H87ZM92 228H94V227H92ZM142 228H146V226L145 227H142ZM156 228H154L153 230H155V232H156ZM71 229V228H70ZM77 229V228H76ZM96 229V228H95ZM111 229H112V224H111ZM121 229H119V231L121 230ZM147 230L146 231H150L151 232V230H148V228H146ZM151 229V228H150ZM161 229V228H160ZM251 229V228H250ZM17 230V229H16ZM25 230V229H24ZM29 230V229H28ZM68 230V229H67ZM72 230V229H71ZM143 230V229H142ZM162 230V229H161ZM244 230H245V228H244ZM27 231V230H26ZM25 231V232H26ZM37 231V230H36ZM63 231V230H62ZM62 231H61V233H62ZM107 231H109L108 229H107ZM114 231V230H113ZM112 231V233H114ZM115 231H118V230H116L115 229ZM240 231V230H239ZM242 231V230H241ZM39 232H41V229H40V231ZM92 232V231H91ZM135 232V231H134ZM149 232V233H150ZM154 232V233H155ZM163 232V231H162ZM264 232V231H263ZM36 233V232H35ZM34 233V234H35ZM46 233V235L48 234L47 232H45ZM61 233H59L60 234V238L62 237V234ZM67 233V232H66ZM86 233V232H85ZM111 233V234H112ZM120 233V232H119ZM126 233H130V232H126ZM147 234V240H148V235H151V234H153V232L151 233V234ZM158 233V232H157ZM156 233V234H157ZM164 233V232H163ZM251 233V232H250ZM249 233V234H250ZM19 234H20V232H19ZM42 234H43V232H42ZM41 234V235H42ZM68 234V233H67ZM116 235H117V233H115ZM124 234H125V232H124ZM241 234V233H240ZM244 234V233H243ZM247 234V233H246ZM245 234V235H246ZM21 235V234H20ZM20 235H18L17 237L19 238V236ZM49 235H51V234H49ZM64 235V234H63ZM96 235V234H95ZM109 235H110V233H109ZM121 235V234H120ZM117 236V239L119 238V237H121V236ZM123 235V234H122ZM135 235V234H134ZM24 236H26V235H24ZM23 236V237H24ZM34 236V235H33ZM32 236V237H33ZM66 236V235H65ZM72 236V235H71ZM123 236H125V238H127L126 236H128L129 237V235H123ZM122 236V237H123ZM131 236V235H130ZM154 236H155V234H154ZM244 236V235H243ZM22 237V236H21ZM20 237V238H21ZM57 237V236H56ZM79 237V236H78ZM245 237V236H244ZM1 238V237H0ZM5 238V237H4ZM3 238V239H4ZM13 238V237H12ZM48 238H50V236L48 237ZM64 238H66V237H64ZM71 238V237H70ZM145 238V239H146ZM150 238V237H149ZM154 237H152L151 238V240L153 239ZM2 239V238H1ZM15 239V238H14ZM22 239V238H21ZM24 239V238H23ZM25 239H26V237H25ZM38 239V238H37ZM69 238H67V240H68ZM74 239H76L75 237H74ZM74 239H72V240H74ZM103 239V238H102ZM110 239H112L113 240V238H110L109 237V241H108V243L110 242ZM129 239V238H128ZM254 239V238H253ZM8 240V239H7ZM39 240H41V239H39ZM51 240V239H50ZM50 240H49V242H50ZM104 240H106L105 238H104ZM119 240H121V239H119ZM123 240V239H122ZM121 240V241H122ZM21 241V240H20ZM19 241V242H20ZM48 241V240H47ZM52 242H53V240H51ZM64 241H66V240H64ZM116 241V240H115ZM121 241H119V243L121 242ZM127 241V240H126ZM153 241V240H152ZM256 241V240H255ZM40 242V241H39ZM63 242V241H62ZM68 242V241H67ZM66 242V243H67ZM71 242L72 241H70L69 243L71 244ZM96 242V241H95ZM102 242V241H101ZM106 242V241H105ZM112 242V241H111ZM110 242V243H111ZM123 242V241H122ZM248 242V241H247ZM260 242V241H259ZM11 243V242H10ZM48 243V242H47ZM107 243V242H106ZM11 244H13V242L11 243ZM30 244V243H29ZM38 244V243H37ZM41 244V243H40ZM50 244H52V243H50ZM50 244H48V246L50 245ZM64 244V243H63ZM68 244V243H67ZM92 244V243H91ZM94 244V243H93ZM125 244V243H124ZM146 244H147V241H146V243H145V246H146ZM66 245V244H65ZM99 245V244H98ZM107 245H109V244H107ZM129 245H130V243H129ZM141 245H142V243H141ZM201 245V244H200ZM52 246V245H51ZM64 246V245H63ZM67 246V245H66ZM106 246V245H105ZM105 246H104V248H105ZM126 246H127V243H126ZM136 246V245H135ZM152 246V245H151ZM28 247V246H27ZM47 246L45 245V248H46ZM53 247V246H52ZM65 247V246H64ZM107 247V246H106ZM108 247H110V245L108 246ZM132 247V246H131ZM153 247V246H152ZM247 245H246V249H247ZM264 247V246H263ZM35 248H36V246H35ZM58 248H59V246H58ZM134 248V247H133ZM132 248V249H133ZM154 249H155V247H153ZM249 248V247H248ZM26 249V248H25ZM46 249H48V248H46ZM46 249H44V250H46ZM54 249V248H53ZM53 249H50V251L51 250H53ZM68 248L66 247V249H64V250H67ZM94 249V248H93ZM101 249V248H100ZM103 249V248H102ZM135 249H136V247H135ZM152 249V248H151ZM164 249V248H163ZM43 250V251H44ZM56 250V249H55ZM63 250V251H64ZM83 250V249H82ZM87 250V249H86ZM105 250V249H104ZM103 250V251H104ZM137 250V249H136ZM138 250H139V254H140V249L138 248ZM143 250V249H142ZM149 250V249H148ZM26 251V250H25ZM95 251V250H94ZM133 251V250H132ZM135 251V250H134ZM35 252V251H34ZM55 252V251H54ZM81 252V251H80ZM123 252V251H122ZM150 252V251H149ZM159 252V251H158ZM236 252V251H235ZM44 253V252H43ZM43 253H40V254H43ZM48 253V252H47ZM56 253V252H55ZM130 253V252H129ZM155 253V252H154ZM234 253V252H233ZM241 253V252H240ZM262 253V255H263V253H264V251L263 252H261ZM26 254V253H25ZM24 254V255H25ZM30 254V253H29ZM50 254V253H49ZM107 254V253H106ZM132 254V253H131ZM235 254V253H234ZM249 254V253H248ZM31 255V254H30ZM47 255V254H46ZM89 255V254H88ZM114 255V254H113ZM143 255V254H142ZM142 255H141V257H142ZM144 255H146V253L144 254ZM159 255V254H158ZM240 255V254H239ZM255 254H253L252 256H254ZM258 255V254H257ZM262 255H259V256H262ZM16 256V255H15ZM40 256V255H39ZM44 256V255H43ZM108 256V255H107ZM110 256V255H109ZM117 256V255H116ZM116 256H115V258H116ZM129 256V255H128ZM128 256H127V258H128ZM148 256V255H147ZM152 256V255H151ZM160 256V255H159ZM247 256H249V255H247ZM53 257V256H52ZM144 257V256H143ZM222 257V256H221ZM24 258V257H23ZM36 258H38V257H36ZM60 258H62V257H60ZM125 258V257H124ZM130 258V257H129ZM239 258V257H238ZM262 258H264V257H262ZM13 259V258H12ZM34 259V258H33ZM40 259V258H39ZM53 259H54V257H53ZM52 259V260H53ZM117 259V258H116ZM139 259V258H138ZM150 259V258H149ZM159 259H161V258H159ZM240 259V258H239ZM260 259V258H259ZM29 260V259H28ZM31 260V259H30ZM44 260V259H43ZM58 260V259H57ZM76 260V259H75ZM110 260V259H109ZM111 260H112V258H111ZM124 260H126V259H124ZM128 260H130V259H128ZM229 260V259H228ZM227 260V261H228ZM255 260V259H254ZM263 260V259H262ZM262 260H260V261H262ZM27 261V260H26ZM33 261V260H32ZM46 261V260H45ZM48 261H49V259H48ZM51 261V260H50ZM114 261V260H113ZM119 261H121V260H119ZM231 261V260H230ZM256 261V260H255ZM259 261V262H260ZM30 262V261H29ZM57 262V261H56ZM126 262H127V260H126ZM133 262H134V260H133ZM132 262V263H133ZM136 262H138V261H136ZM160 262H161V260H160ZM245 262H246V259H245ZM33 263V262H32ZM42 263V262H41ZM40 263V264H41ZM55 262H53V264H54ZM115 263V262H114ZM117 263H119V262H117ZM120 263H123V262H120ZM162 263V262H161ZM247 263V262H246ZM30 264V263H29ZM43 264V263H42ZM48 264H52V263H48ZM56 264V263H55ZM58 264V263H57ZM63 264V263H62ZM85 264V263H84ZM93 264V263H92ZM101 264V263H100ZM123 264H125V261H124V263ZM138 264H140L139 262H138ZM163 264V263H162ZM222 264V263H221ZM228 264H230V263H228ZM254 264V263H253Z\"/></svg>",
  "mask_w": 264,
  "mask_h": 264
}]
</instances>
